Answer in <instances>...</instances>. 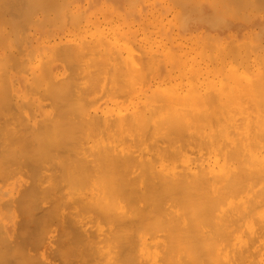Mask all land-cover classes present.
I'll use <instances>...</instances> for the list:
<instances>
[{
    "label": "bare ground",
    "instance_id": "1",
    "mask_svg": "<svg viewBox=\"0 0 264 264\" xmlns=\"http://www.w3.org/2000/svg\"><path fill=\"white\" fill-rule=\"evenodd\" d=\"M238 1H240V0H238ZM243 1H244V5H243L244 8H246V6L250 5V4L247 5L248 3L246 4L247 0H246V2H245V0H243ZM260 1L261 0H258V2H260ZM72 2H73V0H0V46H1V48H2V46H4V48H6V47L9 48L10 43H12V42H10V40L13 41V42H16L15 45H17V42H19L20 45L21 44L22 45H35V46H38V47H40V46L46 47L47 44H48V46L54 45V42L56 40H60V38L57 39V37H58L57 36L58 35L57 30L59 29V26L61 25L58 22V20H57L58 19L57 13L60 10H62V8H65L67 6L68 7L71 6ZM233 2H234V0H233ZM240 2L239 3L235 2V3L239 4V5L236 4V7H237V5L240 7V4H241ZM249 2L251 4L254 2V4H252L253 7L254 8L257 7L256 6L257 5V3H256L257 1L256 2L255 1L252 2V0H251ZM262 2H264V1L260 2L261 5H264V3H262ZM260 3L258 4L257 8H259ZM148 4L150 5V3H148ZM245 4H246V6H245ZM261 8L264 9V7H261ZM261 8H259V9H261ZM151 9H153V8H151ZM259 9H256V10H259ZM242 12H245V11L242 10ZM106 13H108V12H106ZM245 13H242L243 16H244ZM100 16H101V14H100ZM110 16L113 17L114 15L110 14ZM104 17H106V16L104 15L103 18ZM107 17H109V16H107ZM66 18H67V16H66ZM149 19H150V17H149ZM155 19H157V18H155ZM76 20H78V19H76ZM103 21H105V20H103ZM152 21H153V18H152ZM73 22H71V23L73 24ZM95 22H97V21H95ZM99 22H101V21H99ZM139 22H141V21L139 20ZM170 22H171V20H170ZM91 24H89V25H91ZM94 24H95L94 26H97L96 23H94ZM118 24L116 23L115 26L118 25ZM148 24L150 25V23H148ZM120 25H121V23H120ZM135 25H134V27H135ZM103 26H106V24L103 25ZM124 26H121V28L124 27ZM151 26H153V25H151ZM50 27H54V29L48 30V28H50ZM107 28H109V26H106V29ZM136 28H137V25H136ZM151 28L152 27H150V29ZM156 28H157V26H156ZM166 28H168V26H165V29ZM232 28L233 27H229L228 30L232 31ZM86 29L89 30L88 27H86ZM110 29L111 28H109L108 33H109ZM117 29H118V27H117ZM125 29H126V26H125ZM161 29H163V28H161ZM170 29H171V26H170ZM92 30H94V29H92ZM136 30H138V29H136ZM78 31H76V32H78ZM90 31H91V29H90ZM118 31H120V30H117V33H118ZM172 31H174V30H172ZM83 32H84V30H83ZM111 32H112V29H111ZM139 32H142V31H139ZM79 33L82 34V32H79ZM87 33L88 32H86V34ZM76 34L78 35V33H76ZM76 34L74 35L75 38H76ZM83 34H85V33H83ZM110 34L111 33H109V36H110ZM159 34H161V33H159ZM112 35L110 37H112L113 39L116 38V36H115L116 34L113 35L115 37H113ZM154 35H156V34H154ZM61 36L59 35V37H61ZM136 36H138V35H136ZM249 36H251V33H250ZM94 37H95V34H94ZM96 37H97V35H96ZM141 37H143V36H141ZM151 37H152V35H151ZM154 37L155 36H153V38ZM69 38L71 39L70 36L67 39H69ZM72 39H73V37H72ZM97 39H99L98 41H96L98 43L97 45H98V47H100L99 44L102 41H100V38H98V37H97ZM97 39H95V40H97ZM104 39H105V37H104ZM104 39H102V40L104 41ZM122 39H123V37H122ZM112 40H110V41H112ZM76 41H77V39H76ZM81 41H82V43H80V44H82V45H84V43H87V41L89 42V44H90V42H92V43L94 42L93 40H91V41H89V40H87V41L81 40ZM99 41H100V43H99ZM114 41H115V39L113 40V42ZM126 41H127V39H126ZM150 41H151V39H150ZM69 42H70V40H69ZM121 42H123L126 45L127 49H128V45L130 44V41H129V44H126L127 42H124L123 40H121ZM146 42H147V40H146ZM146 42H145V44H146ZM169 42H170V40L167 43L169 44ZM19 43H18L17 46L12 45V44H11V46L18 48V47H20ZM65 43H66V41H65ZM115 43H116V41H115ZM117 43L118 44H122V43H120V41L117 42ZM185 43H187V42H185ZM262 44H264V43H262ZM68 45L70 47V44H67L66 46H68ZM77 45H79V44H76L75 47ZM87 45H88V43H87ZM87 45L85 46L86 48H87ZM102 45H103V43H102ZM165 45H167V44H165ZM189 45H190V43H189ZM221 45H222V43H221ZM236 45H238V44H236ZM58 46H60V44ZM139 46H141V45H139ZM56 47H57V45L56 46H52V49L55 48L54 51H56L57 53H60L59 50H62L63 48L64 49L66 48L65 46L62 47L61 49L58 47L59 50H57ZM85 47L81 48V50L83 49V53H84V48ZM95 47L97 48V46H95ZM131 47L134 48L136 46H131ZM96 48H95V50H97ZM101 48H102V46H101ZM101 48H99V49L101 50ZM105 48H106V46H105ZM115 48H117V47H115ZM35 49H36V47H35ZM78 49H80V47L77 48V52L80 53L81 51H78ZM188 49H189V47H188ZM18 50H19V48H18ZM33 50H34V47H33ZM106 50H107V53L110 50L109 43H108V49H106ZM128 50H130V48ZM134 50L133 51L130 50V52L134 53V52H136L138 50V48H137V50H136V48H134ZM155 50H156V48H155ZM167 50H168V48H167ZM233 50L231 51V49H230L229 50L230 54L229 53L228 54L231 55V52L233 53V56H230V57L234 61V58L235 57L236 58L239 57V55L236 56V52H237L236 50H238V49H235V51H233ZM3 51H5V49ZM6 51H8V49H6ZM21 51H23V50H20V52ZM47 51L50 52L49 49ZM140 51H142L144 53L143 50H140ZM178 51H180V49ZM110 52H111V50H110ZM221 52L223 54V51H221ZM242 52L243 51H241V54H242ZM122 53H123V51H122ZM141 53L137 52L136 54H140L141 55ZM187 53L189 54V52H187ZM7 54H8L9 60H11L10 57L12 56V54H11V56H9L10 52L5 54V57L3 58V60H7L6 59V55ZM60 54L62 56L63 53H60ZM128 54H131V53H128ZM144 54H146V53H144ZM224 54H226V52ZM39 55H41V54L39 53ZM54 55H55V53H54ZM65 55H67V54H65ZM88 55L89 54L87 53V56ZM94 55L95 54L92 53L93 61H90V60H92L91 58L88 60L86 58L87 56L83 55L84 58H86L88 61H90V65H89V63L88 64H84V63H86L85 62L86 60L83 61L84 59L82 61H80V62H84L82 64L80 63V65L84 64V65H86V67H88L87 65H89L90 66V68H89L90 70L91 69H95L94 66L91 67V62L94 63V57L99 55V54L97 53L95 56ZM116 55L113 56V58L115 57L114 60L116 58L118 60V57ZM126 55H127V52H126L125 56ZM140 55H138V56H140ZM171 55L173 56V54H171ZM72 56H76V55H72ZM79 56H76L77 59H78ZM83 56H81V57H83ZM89 56H88V58H89ZM132 56L134 57L135 53L133 55H131V56L128 55V57H127V59H129L128 61H130V59H132L131 58ZM151 56L153 57V55H149L150 61H151V59H153L155 61L156 58L154 59ZM156 56H158V55H156ZM165 56L163 55V57H165ZM197 56H198V54H197ZM240 56H242V55H240ZM246 56L247 55H246V51H245V60H246ZM43 57H45V56H43ZM111 57H112V55H111ZM135 57H134V59H136ZM147 57H148V55H147ZM181 57H183V55ZM223 57H225V56H223ZM226 57L229 58V56H227V54H226ZM242 57H239L240 58V59L238 58L239 61L235 60L234 63H236V62L241 63ZM56 58H57V56H55V58L53 57V59H55V60H56ZM58 58H57V60H59ZM98 58H100V57H98ZM113 58H111V59H113ZM140 58H141V56H140ZM107 59H109V58H107ZM125 59L126 58H124V60ZM261 59H262V56H261ZM261 59H259L260 63L262 62ZM0 60H2V59L0 58ZM16 60H18V59H16ZM46 60L45 61L43 60V62H41L36 67V69L38 68L37 71L39 73L37 79L38 80L41 79L42 80L41 85L45 86L42 94L46 97V100L48 102L46 101L47 103L43 105L44 102L40 103V102H42L40 97H38L40 99V101L38 100V98H36L39 102H37V100H35V99H34L35 102L32 101V100H29V102H32L31 104L29 103L30 106L33 105L30 110L28 108L30 106L27 107L28 109L26 108L25 105H22V106H24L29 112L32 110V112L28 113V114H24L23 117L20 116L21 118L20 117H15L17 115L18 116L22 115V114H20L21 112H19V113L15 112V111H18V109L21 107V105H20L21 99H20V102L15 104L17 106L13 105L14 102L11 101L12 98H13V95H14L13 94V95H10V97L12 96V98L10 99V103L13 102L11 105H13V107L15 106V108L16 109L18 108V109L16 110L14 108L15 109V111H14L12 106H10V109L6 108L8 110L6 112L7 113L9 111L12 112L11 116H9L10 114L8 116H6L7 114L5 113V110H3L5 114H0V183H1V181L3 183V182H6L7 180H9L10 178L12 179L13 175H11L12 177L11 176L9 177V175L11 173H13L14 175L17 174V173H23L24 174L23 177L26 175V179H23V180L21 179V180L17 181L19 187L24 186L23 190H22V191H24V193H22V195H17V196H20V197L23 196L22 198L19 197L20 198L19 200H21L19 202H21L22 205H21V203L18 202L19 205L22 206L23 211H22V209H17L16 210L19 213L21 211L24 212L25 215L29 212L28 209H29V207L32 206V204L36 205V203L38 202L36 200L39 199L40 202H41V199L47 196L46 200H45V201H47V200H49L48 198L51 195L53 196V198H56V195L54 196L52 193H51V195L47 194V193L50 192V189L53 188V191L55 189L56 190L57 189H62L63 185L65 186V188L66 187L70 188L72 193L70 191H68L70 193V195H69V193L66 191L68 193L67 197H66V194H65V196L64 195L63 196L66 197L67 201L71 202V204L75 203V205L73 207L71 206V211H69V212L67 211L66 212V211H64V209L61 210V207H60V209H59V207H55L56 204H57L56 206H59L61 204L60 200L63 199V198L59 197V195H60L59 193L62 192V190H63L62 189L60 191H57L58 192L57 196L59 197V198L58 197L57 198L59 199L58 200L59 203H57V201L55 200V205L52 208L47 209V212L43 211L45 213L44 214L42 212L44 215L41 213L45 217V218H43V216L41 215V218H43L44 220L48 219V218L49 219L50 218L51 219L54 218L55 221H56V219H60L61 224H65L66 227H67V228L64 227V230H61V232H62L61 238H63V239L65 238V240H62L61 238H60L61 240H58V239L56 240V243H57V241H59L57 243V246H56V249L59 247L58 248L59 253H58V251H56L54 249L58 253V254L57 253L56 254L60 258L59 261H61V262L59 264H73V262L75 261V259L73 257H78L76 259H78V261H81V262H79L80 264H83V263L88 262V261L85 260L84 262H82L83 260L82 259L79 260V258H83L84 259V258H87V257H89V259L92 258L94 261L97 260L95 264H183V263L184 264H244V263L246 264L248 262V259H250V258L252 259V260L250 259V261L252 262L253 258L256 255L264 256V241H262V240H264V239H262V238H264V120H259L260 119L259 117L264 118V112H262L261 115H259L260 114L259 113L258 116H256L257 115L256 114L257 113L256 104L259 106L260 102L259 101H257L258 103L256 102L257 97L255 98L256 95H255V93H253L254 91L256 92V88L255 87L252 86L253 88H255V90L253 92H251L249 90V93L251 92L252 94H254L253 98H251L250 94L247 93L250 96V99H253V100H251V102L254 101L256 103L255 104L256 108L250 102H249L250 103L249 106L247 105V107H249V108H250V105L253 106L254 109L252 111H256L255 112L256 115L255 114H253V115H255L256 119H258V120H254L253 118H255V117L253 116L252 119L254 121L253 120L251 121L249 119L235 120V118L238 119L239 117L238 118L235 117L232 120V118L230 116L232 121L229 120L230 122H225L226 120L224 118V120H225L224 122L225 123H223V122L220 123V122L217 121L218 119H220V117H217L218 115L216 114L217 116H214V121L216 120L218 123L217 122H215V123L209 122V120L205 117L207 115L203 114L202 110L200 111V108L202 107V105L205 102L209 103V100L205 101L203 99V97L205 95L207 96V94L203 93L204 96L203 97L201 96L202 95L201 92L206 90L207 88L204 89V90H203V88H201L202 91L201 92L199 91V94H200L199 98L202 97L200 99V100H202L201 102L205 101L201 105V107L199 105H196V103H194L198 107V109L201 112V114H203V116L201 115V118L205 117V119H203V118L202 119L204 121H207V122H202L203 120L200 121L201 118H200V112L198 111V109H195L194 106H191V107L187 106V101H188L186 99L187 97L184 98L186 100L185 101L186 103L184 102L185 103L184 104L182 102L183 104H181V106L179 105L181 102L178 101V100L177 101L175 100L174 101L175 103H173V101L170 100L171 103H173L175 105H167L168 103L166 105H164V103H163L162 105H158L157 104V106L153 104V106H150V107H144V106L142 107V105H141L140 108L136 107L139 104L137 102L138 103L137 105H133L135 107L129 108L130 106H132V105L129 104V107L127 106V109L126 108L118 109V108L112 107L113 106L112 105L111 108H113V109L110 110V108H109V110L112 111V113L114 111V108H115V110L118 109L119 112L121 111V113H119L118 110H117V112L119 114L116 115L113 119H110L111 117L110 118L108 117V118H106L107 120L105 119V117L110 116V114L107 115V116H106V114L105 115L103 114V116H105V117H103L105 120L103 119V120L98 121L100 119V117L98 118L97 114H96L97 115V117H96L93 114V112H92V114H91L92 116L91 117H93V118L96 117V119L98 118V120L95 121V120H93V118H91V121H94V122H92L90 124V125H92L90 127L95 128V129H97V128L98 129H103L104 131H105V129L107 131V129L109 130V129L112 128V130H113V128H115L118 132L122 133V136H123V139H124V140L123 139L122 140L124 142H126L125 139H127V142L129 141V143H131V145L133 143H135V145L133 144L131 146L130 144L128 145V143L126 142L124 144V146H123V145H121V144L124 143L122 141V143L119 144L120 145L119 148L116 149L115 153L113 152L114 151L113 147L111 148V152H113L114 155L113 154L110 155L111 152L109 151L110 149L107 146V142H108V137L109 136L108 137L104 136V138H107L106 140L103 138L105 140V141L103 140L105 142L104 144L107 146L106 148L104 147V149H106L105 151L108 154H106L105 151H103L104 149H102L103 152L101 151V153H100V151H96L97 149L96 150L94 149L97 152L96 153L97 155L95 153H93V154H95V156H94L91 153V151L88 152L86 149L84 150V148H82L85 152L87 151V153H85V154H87V155L89 154V157H91V154L93 156H92L91 159L89 158L90 160L88 162L85 161V163H84L85 165H82V166H81V164H83L82 163L83 160H79V162L81 161L80 164H79L80 170H79V168H76L78 170H75V171H78V172H75V171H73V169L75 168L74 165L76 163V160L74 159L75 158L74 155H79L78 154L80 152L79 150H81L80 145L84 147L85 143H84V145H83V143L80 144V145H76L77 142L75 143V141H74L75 145H73V147L76 146V147H74V149L75 148L76 149L75 150L73 149V150L76 152L77 151V147H78V151L79 152L77 154H74V152H73V154H74L73 157L71 156L70 159H69V161H70L73 158L72 162H74V160H75L74 165H73L74 167L72 168V172L70 171L71 173L69 171H67V170H71V167L69 165L72 162L70 161L71 163L68 164L67 166L65 164V166H66V167L64 166L65 168L69 167V169L66 170L69 173H66V172H63V170L59 171L62 168H60L58 170L59 167H63L62 165H64L63 164L64 162L60 161L61 164L56 162L57 161L56 157L58 155L57 152H60L62 150V148L65 147V146H63V144L66 145L65 144L66 142H64V138L62 139L63 140L62 141L61 137H65L63 135L66 132H68V130L70 131V129H71V128L68 129L69 126L71 127V125L70 124L67 125V123L71 122L70 121L71 117L66 116L65 114L69 115V113L71 114L74 111H75V113H81L82 116L77 114L80 117V120H79V118L77 116L75 118H78V119H75L71 123L74 122V125L72 124L73 128L75 127L76 123L77 124H81L82 123L81 126L84 127L85 125H84L83 121H85L86 118L84 120H82L84 115H85V113H82V112L84 111V112L88 113V111H86V109L85 110L78 109L80 111L77 112L78 110H74L75 106H74V109L71 108L73 106V103H72V106H71V104H70L71 102H70L69 104H70L71 107L69 106V108H70L71 112L68 109V106L66 107L67 109L66 108L64 109V107L66 105H64V106L61 105V106H63L62 110H60L58 112V109H59L58 107L60 106L59 103L57 104V101L59 99L58 96H63V95H60L61 93L59 94V92L62 90V89H60V80H58V76L56 75L57 73L55 74L53 72V70L55 68L53 62H51V60H47V61ZM117 60H115V61H117ZM124 60L122 58V61H123L122 63L123 64L126 63V62L124 63ZM174 60H173V62H174ZM24 61H25V59H24ZM24 61H23V63H24ZM34 61H35V59H34ZM119 61L121 62V60H118V62H117V66L118 67L120 66V65H118ZM192 61H193V59H192ZM227 61L228 60L226 59V62ZM246 61L245 62L243 61V63L245 64ZM59 62H61V60H59ZM107 62L110 63L111 60L110 61L107 60ZM147 62H149V61H147ZM167 62H169V61H167ZM255 62H256V59H255ZM5 63L7 64V62L3 61L2 64L0 63V66L4 65ZM14 63L18 64V61H14ZM100 63H102V62L100 61ZM115 63H114V65H115ZM122 63H121V65H122ZM152 63H155V62L152 61ZM152 63H150V62L148 63L150 67L148 66L149 68L148 67L147 68L149 70L145 69L146 70V74H147L146 77L148 76V72L147 71H150V68L152 69V67H151V66H153ZM187 63H189V62H187ZM26 64H27V62H26ZM62 64L65 66L64 61H62ZM69 64H72V63H69ZM145 64H146V61H145ZM109 65H111V67L114 66L113 63L112 64L110 63ZM142 65L144 66V64H142ZM194 65H197V64H194ZM231 65L232 64H229L230 67H231ZM258 65H259V62H258ZM260 65H262V64H260ZM10 66H12V63H11ZM17 66L15 65L13 67L15 68ZM23 66H25V65H23ZM66 66H67V64H66ZM66 66H65V68H66ZM78 66H79V64H78ZM106 66L104 65L103 69ZM117 66L115 65L114 69ZM122 66H124V65H122ZM125 66H127V64ZM129 66L130 65L128 63V66L126 68L128 69ZM146 66H147V64H146ZM173 66H175V65H173ZM223 66H224V64H223ZM242 66H240V67L242 68ZM259 66H258V68L256 66H254V68L259 69ZM3 67H4V69L7 68V67H5V65ZM13 67H11V68L14 69ZM68 67L70 68V66H68ZM73 67H75V66H73ZM80 67H82V66H80ZM86 67H84L85 70L87 69ZM141 67L142 66H139L137 68H140V70H141ZM189 67H191V66H189ZM225 67H226V65H225ZM238 67H239V65H238ZM261 67H264V66H261ZM261 67H260V69H261ZM82 68H80V69H82ZM98 68H100V67H98ZM107 68H110V67H106V69ZM129 68H131V66ZM135 68H136V66H135ZM207 68H208V66H207ZM221 68L217 69V71L220 70V71H218V73H219L218 75L219 76H220V73H221V70H222ZM232 68H234V69L230 70L231 68H229V71H231V72L233 71L235 73V71H237V69H235V67H233V65H232ZM244 68H246L245 71L247 73H249L248 72V67L246 66V64H245ZM252 68H250V71L252 72L250 74H253V70L254 69H252ZM19 69H22V68H19ZM23 69H24V67H23ZM63 69L64 68H62L61 70H63ZM76 69H77V67H76ZM83 69H82V71H85ZM116 69H115V71H112L110 69L108 71V69L107 70L104 69V73L106 72L105 73L106 75H107V71L109 73L113 72L112 74H114V75L116 73H119V75L118 74H116V75L118 77H120V72L123 71L124 69L123 70H118L117 69L119 72H117ZM120 69H121V67H120ZM132 69H133V67L131 68V70ZM164 69H165V67H164ZM196 69H197V67H196ZM66 70L68 71V68H66ZM77 70H75V71H77ZM145 70L142 69V71H145ZM20 71L21 70H19V72ZM100 71H101V69H100ZM125 71H127V70L125 69ZM142 71H140V72H142ZM173 71L175 72L174 69H173ZM241 71H244V70H240L238 72L240 73ZM0 72L4 73L3 70L0 71ZM17 72L18 71H16V73ZM64 72H66V71H64ZM78 72H79L78 76H80L81 78H84V77H82V72H81V75H80V71L79 70H78ZM102 72H103V70H102ZM131 72H133V70ZM191 72H193V71H191ZM238 72H236L235 74L233 73L234 78L237 76ZM84 73H83V76H84ZM95 73L97 74V71H95L93 74L90 73L89 75L92 77L93 75H95ZM109 73H108L109 76H106V75L105 76L109 77V78H110V76H112L111 78L114 79L113 75H111ZM126 73H128V71ZM134 73L137 74L138 73L137 70ZM211 73H213V72H210V75H211ZM242 73H240L239 75H242ZM254 73L256 75V73H257L256 70H255ZM259 73H257V74H259ZM85 74L88 75L87 72ZM125 74L123 76L126 77ZM128 74H127L126 78L124 77L126 79L125 86L128 83L127 87L129 86L130 83H132V82L134 83V81H133L134 78L130 77V74L129 75ZM140 74L141 73H138L139 77L140 76H142L141 78L144 77L143 79H141V80L144 81V79H146V77L144 76L145 74L144 75L143 74L140 75ZM227 74L228 73H226V75ZM229 74H228V76H231V73H229ZM250 74H249V76H250ZM0 75H2V74H0ZM70 75H68V76H70ZM98 75H100V73ZM102 75H103V73H102ZM116 75H115L116 79H114L115 84L113 83V81H112V84H114V86L116 85L115 87L118 89L119 86L117 87L116 83L119 81L120 78L118 79V77ZM180 75H181V73H180ZM226 75L224 73V76H222V75L221 76L223 77L224 82L227 79V81H226L227 83L225 82L226 86H230L228 88L224 87L225 90H227V91L229 90V88H230V90L232 88H234L235 87L234 85H237L238 90L240 91V90H242L241 88H244L248 84V83L246 84V82H245L246 85H244V83H243L244 87L243 86L241 87L238 84L239 81H237V84H234L235 82L233 83V81H235V79H238L237 77L234 80L230 81L233 78L228 79L229 77L227 76L228 77L227 78ZM233 75H232V77H233ZM243 75H245V73ZM3 76H5V74L0 76V77H3ZM90 76H87V77L90 78ZM95 76H93V78H95ZM105 76H104V78H105ZM157 76H158V74H157ZM245 76H244V78L246 80L248 79V81H249V78H246V77H249V76L248 75L246 77ZM259 76H261V75H259ZM262 76H264V74H262ZM29 77H27V78L30 80ZM63 77H64V75H63ZM71 77H73V76H71ZM85 77H86V75H85ZM149 77H151V75ZM222 77H220L221 79L219 78V79H216V80L217 81L223 80ZM65 78H66V80L69 81V79H67V75H65L64 79ZM97 78H98V76H97ZM97 78H96V80H97ZM99 78H100V76H99ZM127 78L128 79L131 78V80L133 78V80L131 81V80H128ZM136 78H138V77H136ZM180 78H181V76H180ZM193 78L194 77H192V79ZM241 78H243V77H241ZM241 78H239V79H241ZM64 79H63V81L61 80L63 83H65ZM76 79H77V77H76ZM91 79H89V80H91ZM122 79L123 78L121 76V80ZM147 79H149V78H147ZM147 79H146V82L150 81V80H147ZM177 79L180 82L179 77ZM192 79H190V77H189V81H188V79H185V80L183 79V81H185V82L188 81V85L189 86L191 85V87H189V88H191V89H192V86L194 84L192 85L193 82L191 84L189 82H191ZM82 80L83 79H81V81ZM106 80H107V78L104 81H106ZM123 80H122V82H124ZM141 80L138 82V79H137L136 83L139 84L141 82ZM198 80H200V79H198ZM242 80H244V79H242ZM262 80H264V78H262ZM72 81L74 82L76 80H72ZM79 81L80 80H78L77 84L75 82L74 83L76 85H78ZM86 81L89 82L88 80H86ZM86 81L83 80V82H85V83H86ZM97 81H98V83L97 82L96 83L99 84V82L102 81V78H101L100 81L99 80H97ZM129 81H131V82L129 83ZM173 81H174V78H173ZM194 81L196 82V80H194ZM228 81H230V84L233 83L234 85L233 84L232 85L228 84ZM0 82H1V80H0ZM4 82H6V81H4ZM11 82H12V80H11ZM83 82H80V84L81 83L83 84ZM109 82H111V81L109 80ZM144 82H143V85L145 84ZM203 82H205V81H203ZM220 82L221 81H219V83ZM27 83L26 84L23 83V84L27 85ZM92 83L90 84V82H89L90 85H92ZM101 83L105 84V82H101ZM159 83H161V82H159ZM219 83H218V87H219ZM221 83H223V82H221ZM221 83H220V86H221ZM250 83H251L250 85H252V81H250ZM256 83H259V82H256ZM69 84H71L70 81H69ZM89 84L85 85L84 86L85 88L84 87H82V88L87 89L86 87H89L88 86ZM132 84H130V85H132ZM182 84H184V83H182ZM261 84H264V83H261ZM261 84H256L255 86L259 87V85L261 86ZM165 85H167V83H165ZM184 85H186V84H184ZM200 85L202 86V84H200ZM7 86H8V84H7ZM16 86H17V84H16ZM94 86H96L95 83H94ZM100 86L101 85L99 84L98 85V90L99 91H100V89H99ZM106 86H108V84ZM106 86L105 87L103 86V87L107 89ZM112 86L113 85H111V87H109V88H112ZM114 86H113V88H114ZM161 86H162V84H161ZM223 86H225V85H223ZM223 86H221V87L223 88ZM5 87H6V85H5ZM127 87H124V89L126 88V90H127ZM150 87H152V86H150ZM172 87L174 88V90L177 88L175 86V84H173V83H172ZM206 87H207V84H206ZM221 87L218 88V90L220 89L219 91H221ZM246 87H249V86H246ZM27 88L28 87L26 86L25 90ZM31 88L30 89L33 90V87H31ZM63 88L65 89L64 86H63ZM72 88L74 89L73 86H72ZM130 88H131V90L133 89L134 91L137 90V88L135 89L133 86L130 87ZM149 88H148V91L150 90ZM164 88H166V87H164ZM164 88H162V90ZM185 88L187 89V85H186ZM6 89H4V91H2L3 89H1L0 91H2V92L7 91V93H9V90H6ZM30 89H28V91ZM77 89H79V86H78ZM77 89L75 88V91ZM95 89H97V88H95ZM117 89H114V90H110L109 89V90L114 92ZM122 89L123 88L121 87L120 90L123 91ZM140 89L139 90L142 93V88H140ZM157 89H158V87H157ZM166 89L169 92L170 89L168 90V87ZM178 89H180V88H178ZM72 90H70V91H72ZM80 90H81V87H80ZM120 90L118 89V91H120ZM154 90H155V88H154ZM180 90H178V91H180ZM183 90H185V89H183ZM197 90H200V89L197 88ZM230 90L227 92V94L231 93L228 96L226 95L227 99L225 98V94L226 93H225L224 90H222V92L224 91V93H223L224 95L220 92L219 97L221 95H223L224 96L223 99L225 98L226 100H228L229 105H237V103H238L237 101L238 100H239L240 103L242 101L241 104L245 103V102L243 103V100L247 98L246 96H244V95L241 96L240 95L241 97H244V99L242 98L243 100H240L238 95L237 96H238L239 99L237 98V96L233 97V96H235L234 93L236 92L237 89L234 90L235 92H232V90L230 92ZM262 90H264V88H261V91ZM63 91H65V90H63ZM78 91L79 90H77L76 92L78 93ZM88 91H90V90H88ZM95 91L96 90H94V91L91 90L90 92H95ZM110 91H107V90L104 89V91L101 90V93H103V95H104V92H106L105 93V97H107V95L110 96V93H109ZM118 91L116 93V96L113 95L114 97H117ZM134 91L130 92V90H128V91H126L124 93V96L126 94L127 97L129 96L130 99L131 98L133 99L134 96H131V95L134 94ZM181 91H180V94H182ZM188 91H190V90H188ZM188 91H187V93H188ZM194 91H196V90L194 89ZM212 91L210 90V92H212ZM244 91L247 92V90H244ZM261 91H259V92L257 91V94H261V95H259L260 98H261V96L264 97V95H262V93H264V92L260 93ZM35 92H36V90H35ZM67 92H68V90H67ZM163 92H164V90H163ZM196 92H198V91H196ZM207 92H208V89H207ZM207 92L205 91V93H207ZM215 92H216V90H215ZM246 92L244 94H246ZM33 93H34V91H33ZM69 93H68V95H69ZM75 93H72V95H74ZM80 93L82 94V96H79V97H81V98L84 97L85 94L83 92H80ZM87 93H89V92H87ZM95 93H97V91ZM112 93H111V95H112ZM127 93H130L131 95L127 94ZM162 93H160V94H162ZM169 93L172 94V91L170 90ZM189 93H191V92H189ZM1 94H3V96H4V93H1ZM1 94H0V96H1ZM6 94H5V96L8 95V94L7 95ZM42 94L40 95V92H39V95H37V96H41V97H43L45 99V97L42 96ZM65 94H66V92H65ZM99 94H100V92H99ZM113 94H115V92ZM122 94H121V96H119V98L123 97ZM180 94H179V96H180ZM236 94H238V93L236 92ZM103 95H102V97H103ZM119 95H120V92H119ZM136 95H139V94L136 93ZM177 95L175 94V96H177ZM184 95H182V96L184 97ZM209 95L212 96V93L208 94V97H209ZM214 95L215 94H213L212 97H215ZM22 96H24V94H22ZM85 96H86L85 97L86 99H89V98H87V95H85ZM162 96L163 97H161V99L162 98L166 99V95L164 96V93H163ZM192 96H190V97H192ZM206 96H205V98L207 99L208 97H206ZM229 96H231L233 98L232 99L230 97L232 103L234 102L233 104H230L231 101L228 98ZM249 96H248V98H249ZM94 97H96V96H94ZM114 97H112V98H114ZM142 97H143V95H142ZM148 97H147L148 101H149V99L152 100V98H153V100L157 99V98H154L155 96L154 97L152 96V98H150V96H148ZM167 97H168V101H169V97L170 96L167 95ZM216 97L219 99L218 96H216ZM43 98H42V100L44 101ZM72 98H73V96L71 97V99ZM77 98L78 97H74L73 98L75 100V102L77 101ZM109 98H111V97H109ZM123 98L121 100H124V102H125L126 101L125 97H123ZM137 98H135V99H137ZM234 98H236V100L237 99L238 100L236 101ZM0 99H1V97H0ZM14 99L15 98H13V100ZM78 99H80V98H78ZM92 99L96 100V98H92ZM97 99H99V96H98ZM102 99L104 100L105 98H102ZM135 99L133 100L134 102L136 101ZM161 99L159 98L160 101H164V100H161ZM171 99L174 100L175 98H172V95H171ZM190 99L193 100V99H195V97L190 98ZM190 99H189V101H190ZM197 99H198V97H197ZM208 99H211V98H208ZM218 99L216 101H218ZM223 99H221V102H223ZM1 100H4V98L1 99ZM8 100H9V97H8ZM74 100H73V102H74ZM90 100H91V98L89 99V101ZM95 100H91V101H93V104L91 102L89 103L88 100H87L88 104H86V105L92 104L91 106L89 105V107L94 106ZM159 100H156V101L158 102ZM179 100H181L180 97H179ZM212 100H213V98L210 101L212 102ZM64 101H65V99H64ZM109 101H111V100H109ZM195 101H196V99H195ZM214 101H215V99H214ZM65 102H67V101H65ZM75 102H74V104H75ZM157 102H154V103H157ZM166 102H167V99H166ZM211 102L209 104L208 103H205V104L210 105ZM218 102L220 104L214 102V103H216L217 106H214V104H213L212 107H214V108L215 107H219L220 108V106H221V107H223V109L226 107V106L224 107V105H225L224 103H223L224 104L223 105L220 101H218ZM261 102H264V101H262V99H261ZM78 103H76V106L78 105ZM85 103H86V101L84 99V103L83 104L85 105ZM148 103H150V102H148ZM21 104H22V102H21ZM24 104H25V102H24ZM27 104H28V102H27ZM112 104H113V102H112ZM150 104L152 105V103H150ZM176 104H178V106H176ZM79 105H81V103H79ZM84 105H81L80 107H83ZM95 105H96V102H95ZM183 105H185V106H183ZM191 105H193V104H191ZM226 105H228V103ZM238 105H239V103H238ZM5 106H7V105H5ZM242 106H239L241 108L240 112L244 111ZM244 106H246V105H244ZM46 107H49V109L46 110L45 109ZM85 107L86 106H84V108ZM212 107H209L208 109H210V108L213 109ZM228 107L229 106H227V108H225V110H222L224 114H225L226 110L228 112L230 110V108H236L234 106L233 107L230 106L229 108ZM239 107H237V109ZM262 107H264V105H261V109H262ZM76 108H78V106ZM87 108H88V106H87ZM95 108H97V107H95ZM103 108H104V106H103ZM258 108H260V107H258ZM60 109H61V107H60ZM72 109L74 110L73 112H72ZM237 109H232L231 111L236 110L235 112H237ZM251 109H252V107H251ZM251 109H249V112L251 111ZM64 110H66L67 112L64 111ZM214 110H212V112ZM218 110H220V109H218ZM262 110H264V109H262ZM3 111L0 112V113H3ZM19 111H20V109H19ZM98 111H100V110L98 109ZM231 111H229V113L232 114L233 112H231ZM258 111H259V109H258ZM240 112L238 111V113H240ZM247 112H248V110H247ZM247 112L245 111L246 115H248ZM14 113H16L15 116L13 115ZM24 113H25V111H24ZM59 113H60L61 116H59ZM62 113H64V114H62ZM219 113H220V111H219ZM250 113L252 114L253 112H250ZM88 114H90V113H88ZM206 114H208V113H206ZM63 115H64L63 118L66 119L67 117H69L67 119L68 120L70 119V120L68 121L66 119L65 125H67L68 128L66 126L64 127L65 129L67 128V130L62 135L61 134V131H62L61 129L64 126V123H63L64 121L60 117H62ZM213 115H214L213 113L210 114V116H212V119H213ZM220 115L222 117V113H220ZM240 115H242V117H243L244 114L241 113L238 116H240ZM1 116H2V118H1ZM12 116H13V119H12ZM72 116H76V115L73 114ZM210 116L208 115L209 119H210ZM233 116H235V114ZM250 116L252 117V115H250ZM4 117H6V119H3ZM85 117H86V115H85ZM112 117H113V114H112ZM59 118L62 121H60ZM87 118L89 119L90 116H88ZM230 118H228V119H230ZM244 118H250V117L245 116ZM11 119L14 120V121H12V123H10ZM197 119H198V121H196ZM222 119H223V117H222ZM222 119H220V121H223ZM91 121H88V122L90 123ZM61 122L63 123V125H62ZM9 123H10V125H12L11 127L9 126ZM77 124H76L75 130L74 129H73L74 131L72 130L73 132H77L76 135H74V138L77 136L78 130L82 129L81 126L77 125ZM8 126H9V128H8ZM79 127H80V129H79ZM77 128H78V130L76 131ZM84 129H86V128H83L81 135L86 133L85 131L87 129L86 130H84ZM103 130H102V132H103ZM63 131H62V133H63ZM83 131H84V133H83ZM96 131L92 129V131L90 133V129H88V133H86V135L90 136L93 133L94 134V135L92 134L93 137L94 136L96 137V134H98V131H97L96 134L94 133ZM113 131H112V133H113ZM79 132H81V131H79ZM102 132H101V134H98V135L101 136ZM107 132H109V131H107ZM136 132L139 133V135H140L139 137H136V136H138V134H135ZM120 133H118L119 135L117 134L119 137H120ZM70 134L72 135L73 133L68 132L67 133V135H69L68 138H70ZM113 134H115V135H113ZM113 134L112 135H113L114 138L113 137L112 138L115 140L116 139V132L113 133ZM154 134H158L157 135L158 137H155ZM81 135H80V137H81ZM92 135L90 137H92ZM98 135H97V138H100V137H98ZM103 135H107V134L104 133ZM109 135H111V132H109ZM184 135L188 137V139H189L188 141H190V139H191L190 137L191 136H197V139H198L197 141L198 142L203 141L204 144L205 143L207 144V146H205L203 144V142H202V144L205 146L204 148L200 147L201 143L200 144L198 143L199 145L195 143L196 145H198L197 146L198 148L193 147L194 145L193 146L191 145V147H193V148L188 147L190 145H189V142L186 139L187 137L185 139L183 138ZM152 136H153V138L155 137L153 139L154 141H156L155 140L156 138L158 139V141H159V138H160V141L163 140V139H166L167 140L166 145H163V144H165L163 142L165 140L161 141L163 144L161 142H160L161 144H158V141H156L157 143H155V144H157V145H155V144L151 145V142H150V144H149L150 145V150H149L148 145L146 143H147V141L149 142V140H150V139L148 140V138H151ZM170 136L171 137L173 136L172 138H174V140H175V142H173V143H176V144L178 143L176 146H173V143H171L172 142V138H171V141L169 140L170 144H167L168 143V137H170ZM174 136H176V137L179 136L180 137V138H177V139L183 138V140H185L184 143L188 142V144H187L188 146L187 145H186V147L183 146V144H182L183 141L182 142L181 141L176 142L177 139ZM77 137H79V136H77ZM82 137H85V136H82ZM90 137H88L87 139L85 137L86 141H85V139L84 140L82 138L81 139L87 143V140ZM93 137L90 138V139L94 141V139H96V138H93ZM112 138H110V139H112ZM65 139L68 140L67 138H65ZM78 139H80V138H77L75 140H78ZM90 139L88 140V143L85 146L90 147V144L92 142ZM110 139H109V141L111 142ZM117 139H118V137H117ZM195 139H196V137H195ZM134 140L136 142H133ZM137 140L145 141L146 142L145 143L146 146L144 147L145 144L143 145V143H142L143 148H141L142 147L141 145H137V144H139V143H137V142H139ZM191 140L194 141L193 139H191ZM71 141H72V138H71ZM103 141L101 139L100 142L102 143ZM154 141H153V143H154ZM81 142L82 141H79V143H81ZM74 143H72V144H74ZM96 143L94 144V147H97V146H95ZM98 143H99V139H98ZM101 143H99V144H101ZM112 143H114V145H115V141L114 142L112 141ZM112 143H110L109 145L112 146L113 145ZM179 143H181L182 145H179ZM59 144H62V145H60V147H59ZM202 144H201V146H202ZM101 145L98 146V147H100L98 149L102 148ZM105 145H103V146H105ZM70 146H71V144L69 145V147ZM91 146L93 147V145H91ZM130 146L132 148H130ZM134 146L135 147L139 146L140 149L139 148L138 149H134L133 148ZM69 147H67V148H69ZM88 147H86V148L88 149ZM107 148H108V150H107ZM71 149L70 150L67 149V150L71 151ZM63 150L61 151L62 160H63V157H64L63 156ZM71 152H67L68 153L67 155L70 156ZM92 152H94V151H92ZM64 153H66L65 150H64ZM54 154L56 156H54ZM85 154L83 156H85ZM61 155H60V157H61ZM71 155H72V153H71ZM49 156L54 157V160H52L51 157H49ZM46 157H48L52 161L49 160L51 162V165L49 164L48 166L49 167L51 166V167L49 168L47 166V168H49V169H46V171H45L46 173H45V172H43L44 168H45L43 164L45 163V158ZM85 157L84 158L82 157V158L87 160L86 158L88 156L86 158ZM79 158H81V157H79ZM79 158H76V159H79ZM58 160H60V159H58ZM49 161H47V164H48ZM53 161H55V162H53ZM77 162H78V160H77ZM57 164H60L61 166L57 165ZM76 164H78V163H76ZM64 171H65V169H64ZM61 181H62V183L65 182L66 184L64 183V184L60 185ZM57 185L61 186V188L60 187L56 188ZM42 187H45L44 189L48 190V191L44 190L45 193L47 192L46 195H45V193L43 191L39 192V190L43 189ZM39 188H42V189H39ZM34 192L36 193V195L40 193L39 194L40 196H36L35 195L36 197H38V198H35ZM42 192L44 193V195L42 194ZM51 192H52V190H51ZM55 193L56 192L54 191V194ZM41 194L43 195V197H41ZM6 197H7V195H6ZM11 199H13V197ZM15 199L17 200V198H15ZM28 199H29V201L31 199V201L29 202ZM34 199H35V201H34ZM51 199L52 198H50V201H51ZM9 200H10L9 198L7 200H4L3 198H0V212L2 210L1 209L2 207L4 209V207H5L4 204L5 203L8 204V203L11 202ZM22 200H23V202L24 201L26 202V200L28 202L24 203V205H23ZM42 200H44V199H42ZM13 201L16 202V205H17V201L18 200L17 201L12 200V202ZM30 203H32V204H30ZM26 204H27V207H26ZM28 204L31 205V206H29ZM50 204H51V202H50ZM50 204H48V205H50ZM19 205H17L16 207H18ZM8 206L9 205H6V207H8ZM63 207H65V206H63ZM25 209H27V213L25 212ZM38 209H39V207H38ZM69 209H70V207H69ZM32 210H33V208H32ZM35 210L36 209L34 208L33 211H35ZM30 212H31V209H30ZM30 212L28 214L32 213V212L31 213ZM4 213H2V214L4 215ZM36 213L34 212L35 215H36ZM34 214H31V218L30 219L25 218L24 220H22L23 222L22 221L19 222V223L17 221H16L17 223L15 222L17 224L18 230L21 228V230H19L18 233H16L17 232L16 231L17 227H16L15 223L14 224H15L16 228L14 226H9L8 227L5 223L1 222L2 216L0 214V222H1L0 223V231L2 232V236L0 235V243L2 244V245L0 244V246H2L0 248V250H1L0 251V264H54V263H52L49 260L51 258L48 259V257H45V254H44L46 250L50 249V245L52 244V242L50 240V238H52L51 235H48L47 238L44 236V234L47 233L45 231L46 230L48 231L49 229L43 227L41 219H35L36 220L35 221L34 220V216H33ZM18 218H20V217H18ZM22 218H24V217H21V219ZM21 219H19V220H21ZM32 219H33V221H32ZM30 223H31V225L33 224V226H32V228L30 227L29 229H32L33 232L30 231L29 233H26V232L29 231L27 226H29ZM18 224H20V227H19ZM47 225H49V224H47ZM47 225H46V227H49ZM255 225H257V226H255ZM22 228H23V230H24V228H27V230L23 231ZM66 229H67V231H66ZM21 231L23 233H21ZM64 231H66V232H64ZM58 234L60 235V233H58ZM18 237H21V242L19 241V243L16 242V238H18ZM44 237L46 238V240H45ZM66 238L68 240H70V242L67 241ZM18 240H20V239L18 238ZM66 241L69 242L68 245H67ZM255 243L257 244V246H258V243H259L260 245H259L258 248L262 247V249L261 248L258 249L257 246H255ZM35 248H36V250H35ZM38 248L39 249L42 248V250L41 251H37ZM53 253H54V251H53ZM250 253H252V254H250ZM56 254H55V256H57ZM253 254L254 255L256 254V255L252 258ZM249 256H251V257H249ZM57 257H54V258H57ZM247 257H248V259H247ZM95 258H97V259L95 260ZM223 258H225L226 260L224 261ZM73 259H74V261H72ZM93 260L91 262L89 261V263L92 264ZM255 260H256V258H255ZM262 262H264V258H261V260L259 261V264H261ZM262 264H264V263H262Z\"/></svg>",
    "mask_w": 264,
    "mask_h": 264
},
{
    "label": "rangeland",
    "instance_id": "2",
    "mask_svg": "<svg viewBox=\"0 0 264 264\" xmlns=\"http://www.w3.org/2000/svg\"><path fill=\"white\" fill-rule=\"evenodd\" d=\"M241 1V0H240ZM240 1H238V0H234V2H233V0H73V2H72V4H71V6H67V7H65V8H62V10H60L58 13H57V17H58V22L61 24L60 26H59V29L57 30V33H58V37H57V39H59L60 38V40H56L55 42H54V45H51V46H48V44H47V48L46 47H43V46H40V47H38V46H35V45H20V43L19 42H17V45H18V43H19V45H20V47H18L19 48V50H18V48H16V47H13V46H11V44L12 45H15V43L16 42H13V41H11L10 40V42H12V43H10V45H9V48H4V46H2V48H1V46H0V58L2 59V60H0V63L2 64V62L3 61H5V62H7V64L5 63L4 65H5V67H7V68H5L4 69V65H1L0 66V71H4V73H2V72H0V74H2V75H4L5 74V76H3V77H0V80H1V82H0V90L1 89H3L2 91H4V89H6L7 87V89L6 90H9V93H7V91H5V92H2V91H0L1 93H4V96H3V94H1V99H3L4 98V100H1L0 99V112H2L3 110H5V113L7 114L6 116H8L9 114V116H11V113L12 112H6V111H8L6 108H8V109H10V106H12V108H13V110L15 111V106H17V105H15V104H17L18 102H20V99H21V102H22V104H21V102H20V105H21V107L19 108L20 109V111H19V109H18V111H15L16 113H19V112H21L20 114H22V115H17V116H15L16 115V113H14L13 115L15 116V117H23L24 116V114H28V113H31L32 112V110L29 112L27 109L29 108V110L32 108V106H30V104L32 103V102H29V100H32V101H34L35 102V100H37L36 98H38V97H40V99H41V101L42 102H40V103H43V105L44 104H46L48 101L46 100V97L42 94V92H43V90H44V88H45V86H43V85H41V83H42V80L40 79V80H38L37 78H38V75H39V73H38V71H37V69H36V67L41 63V62H43V60L45 61L47 58V60H51V62H53V64H54V66H55V68H54V70H53V72L58 76V80H60V89H62L60 92H59V94L60 95H63V96H58V101H57V104L59 103L60 104V106L58 107L59 109H58V112L60 111V110H62V107L64 106V105H66L65 107H64V109L68 106V109L70 110V108H69V106H70V104H71V106H72V103H73V106L71 107V108H73L74 109V106H75V109L74 110H78V109H83V110H85L86 109V111H88V113H90V114H88L87 112H82V113H85V115H86V117H85V115H84V117H83V119L82 120H84L85 118L87 119H85V121H83V123H84V125L86 126H84V127H82L81 126V124H77L76 122V124L77 125H80L81 126V128L82 129H80V127H79V129L80 130H78V128L76 129V131L78 130V134H77V136H79V137H75L74 138V135H76V133L77 132H73L74 130H75V127H76V124H75V127L73 128V126H72V124L74 125V122L73 123H71L72 121H74L75 119H78L79 118V120H80V117L77 115V114H79L80 116H82L81 115V113H75V111L72 109V112L73 113H71L72 115L73 114H75L76 116H72L70 113H69V115H67V114H65L66 116H69V117H71V122L70 123H67V125L68 124H70L71 125V127L69 126V128L67 127V125H65V123H66V119L67 118H69V117H67L66 119L65 118H63L64 117V115L62 116V117H60L64 122V126H63V128L66 126L68 129H70V131L68 130V132H70V133H73L72 135L70 134V138H68V136L69 135H67V133L68 132H66V130H67V128L65 129H61L62 131H63V133H62V131H61V134L63 135L65 132V134L63 135V136H65V137H61V140L64 138V142H66L65 144L67 145H64L63 144V146H65L64 148H62V150L64 149L65 150V152L66 153H64V150H63V160H62V155H61V151L60 152H57L58 153V155L60 154L61 155V157H60V155L58 156L57 155V157H56V162L57 163H60L61 164V162L60 161H63L64 163V165H62L63 167H59L58 168V170L60 169V168H62L61 170H59V171H62L63 170V172H66V173H69L70 171L72 172V168L75 166V168L73 169V171H75V170H78V169H76V168H79V170H80V166H79V164H80V162H79V160H83V164H81V166L82 165H85L84 163H85V161L86 162H88L91 158H92V156L94 155L95 156V154L97 153L96 151H100V153H101V151H102V149H104V147L106 148L107 146H108V148L110 149L109 151L111 152V148L113 147V152L115 153L116 152V149L117 148H119V144L120 143H122V141L124 140L123 139V136H122V133H120V132H118L115 128H113V130H112V128L111 129H107V131H109V132H111V135H109V132H107L106 131V129H105V131L103 130V129H95V128H92V127H90V126H92V125H90L92 122H94V121H91V118H93V117H91L92 115V112H93V114L97 117V115H98V118L100 117V119L98 120V118L96 119V117L95 118H93V120H95V121H100V120H103L104 118L103 117H105V116H103V114L105 115L106 114V116L107 115H109L110 114V116H107V117H105V119L106 118H110V119H113L116 115H118L119 113H121V111L119 112V110L118 109H124V108H126L127 109V106L129 107V104L130 105H132V106H130L129 108H131V107H135V106H133V105H137L138 103L140 104H138L136 107H141V105H142V107L144 106V107H150V106H153V104L154 105H156L157 106V104L158 105H162L163 103H164V105H166L167 103V105H175V104H173V103H175L174 101L176 100H178V101H180L181 103L179 104L180 106H181V104H183L186 100L184 99V98H186L188 101H187V106L188 107H191V106H194V108L195 109H198V107L196 106V105H199L200 107H201V105L207 100H209V103L211 102L210 100L213 98V100H212V102H211V106L210 105H208L209 103L208 102H205V103H208V104H203L202 105V107L200 108V111L202 110V112H203V114H205V115H207V116H205L208 120H209V122H212V123H215V122H223V123H225V122H230V121H232L235 117H239L238 119H236L235 118V120H245V119H249V120H258V119H256V116H258V114L259 115H261V113L262 112H264V110H262V109H264V107H262V109H261V105H264V102H261V99H262V101H264V97H262L261 96V98L259 97V95H261V94H257V91L259 92V91H261V88H264V84H261V83H264V80H262V78H264V76H262V74H264V67H261V66H264V44H262V43H264V24H261L259 21H260V19L262 18V16H264V9H262L261 7H264V5H261V1H264V0H261L260 2H258V0H252V2L253 1H257L256 3H257V7H258V4L260 3V6H259V8H261V9H259V8H257V7H255L256 9H259V10H256L254 7H253V5L252 4H254V2L251 4L249 1H251V0H247V2H246V0H245V2H246V4L247 5H249V6H246V4H245V6H246V8H244V1L242 0L241 2ZM235 2H240L241 4H240V7L238 6L239 4L238 3H235ZM148 3H150V5L148 4ZM255 3V4H256ZM262 3H264V2H262ZM152 4V5H151ZM236 4H238L237 5V7H236ZM116 5V6H115ZM149 5V6H148ZM137 6V7H136ZM243 6V7H242ZM177 7V8H176ZM242 7V8H241ZM151 8H153V9H151ZM159 8V9H158ZM238 8V9H237ZM66 9V10H65ZM135 9V10H134ZM137 9V10H136ZM252 9V10H251ZM148 10V11H147ZM242 10L243 11H245V12H242ZM66 11V12H65ZM106 12H108V13H106ZM160 12V13H159ZM210 12V13H209ZM245 13L244 14V16H243V14L242 13ZM104 13V14H103ZM100 14H101V16H100ZM108 14V15H107ZM110 14L111 15H114L113 17L112 16H110ZM160 14V15H159ZM168 14V15H167ZM93 15V16H92ZM109 16V17H104L103 18V16ZM66 16H67V18H66ZM155 16V17H154ZM158 16V17H157ZM93 17V18H92ZM100 17V18H99ZM117 17V18H116ZM121 17V18H120ZM123 17V18H122ZM141 17V18H140ZM149 17H150V19H149ZM121 20H120V19ZM152 18H153V21H152ZM155 18H157V19H155ZM160 18V19H159ZM162 18V19H161ZM76 19H78V20H76ZM94 21H93V20ZM103 20H105V21H103ZM139 20L141 21V22H139ZM150 20V21H149ZM170 20H171V22H170ZM75 23H74V22ZM95 21H97V22H95ZM99 21H101V22H99ZM116 21V22H115ZM120 21V22H119ZM156 21V22H155ZM71 22H73V24L71 23ZM93 22V23H92ZM114 22V23H113ZM145 22V23H144ZM150 23V25L148 24V23ZM154 22V23H153ZM159 22V23H158ZM92 23V24H91ZM94 23H96V25L97 26H94L95 24ZM98 23V24H97ZM101 23V24H100ZM113 23V24H112ZM118 24V25H116L117 27H118V29H117V27L115 26V24ZM120 23H121V25H120ZM147 23V24H146ZM153 23V24H152ZM166 23V24H165ZM85 24V25H84ZM89 24H91V25H89ZM106 24V26H109V28H111L112 29V32H111V29H110V31H109V33H111L110 34V36L113 34H116L115 36H116V38H114L115 39V41H116V43L117 42H119L120 41V43H122V44H116L115 43V41L113 42V38L112 37H110L109 36V33H108V30H109V28H107L106 29V26H103V25H105ZM126 24V25H125ZM137 25V28H136V25ZM141 24V25H140ZM145 24V25H144ZM165 24V25H164ZM80 25V26H79ZM104 27H102V26ZM126 26V29H125V26ZM134 25H135V27H134ZM151 25H153V26H151ZM155 25V26H154ZM173 25V26H172ZM175 25V26H174ZM75 26V27H74ZM82 26V27H81ZM90 26V27H89ZM101 26V27H100ZM121 26H124V27H122L121 28ZM133 26V27H132ZM141 26V27H140ZM156 26H157V28H156ZM165 26H168V28H166L165 29ZM170 26H171V29L172 30H174V31H172L171 29H170ZM70 27V28H69ZM84 27V28H83ZM86 27H88L89 28V30L88 29H86ZM98 27V28H97ZM116 27V28H115ZM121 29H120V28ZM131 27V28H130ZM143 27V28H142ZM150 27H152L151 29H150ZM173 27V28H172ZM229 27H233L232 28V31H229L228 29H229ZM249 27V28H248ZM259 27V28H258ZM74 28V29H73ZM97 28V29H96ZM102 30H101V29ZM124 28V29H123ZM131 30H130V29ZM149 28V29H148ZM161 28H163V29H161ZM253 28V29H252ZM255 28V29H254ZM257 28V29H256ZM52 29H54V27H50V28H48V30H52ZM90 29H91V31H90ZM92 29H94V30H92ZM99 29V30H98ZM136 29H138V30H136ZM140 29V30H139ZM142 29V30H141ZM154 29V30H153ZM67 32H66V31ZM79 30V31H78ZM82 30V31H81ZM83 30H84V32H83ZM86 30V31H85ZM107 30V31H106ZM115 30V31H114ZM117 30H120V31H118V33H117ZM130 30V31H129ZM136 30V31H135ZM163 30V31H162ZM244 30V31H243ZM256 30V31H255ZM72 31V32H71ZM76 31H78V32H76ZM94 31V32H93ZM102 31V32H101ZM105 31V32H104ZM123 31V32H122ZM139 31H142V32H139ZM156 31V32H155ZM253 31V32H252ZM79 32H82V34L81 33H79ZM86 32H88L87 34H86ZM107 32V33H106ZM140 34H139V33ZM145 32V33H144ZM148 32V33H147ZM150 32V33H149ZM155 32V33H154ZM163 32V33H162ZM172 32V33H171ZM56 33V34H57ZM65 33V34H64ZM69 33V34H68ZM71 33V34H70ZM76 33H78V35L76 34ZM83 33H85V34H83ZM142 33V34H141ZM144 33V34H143ZM158 33V34H157ZM159 33H161V34H159ZM165 33V34H164ZM168 33V34H167ZM230 33V34H229ZM250 33H251V36H249L250 35ZM76 34V38H75V35ZM91 34V35H90ZM94 34H95V37H94ZM101 34V35H100ZM138 35V36H136V35ZM146 34V35H145ZM150 34V35H149ZM154 34H156V35H154ZM164 36H163V35ZM229 34V35H228ZM253 34V35H252ZM59 35L62 37H59ZM85 35V36H84ZM96 35H97V37L98 38H100V41H102L101 43H100V41H99V45H100V47H98V43L96 42V41H98L99 39H97V37H96ZM107 35V36H106ZM112 35V36H113ZM119 37H118V36ZM151 35H152V37H151ZM213 35V36H212ZM71 37V39L69 38V39H67L68 37ZM115 36H113V37H115ZM121 36V37H120ZM141 36H143V37H141ZM151 38H150V37ZM153 36H155L154 38H153ZM159 36V37H158ZM166 36V37H165ZM178 36V37H177ZM243 36V37H242ZM250 38H249V37ZM256 36V37H255ZM67 37V38H66ZM72 37H73V39H72ZM80 37V38H79ZM104 37H105V39H104ZM122 37H123V39H122ZM137 37V38H136ZM148 37V38H147ZM157 37V38H156ZM186 37V38H185ZM75 38V39H74ZM94 38V39H93ZM108 38V39H107ZM118 38V39H117ZM142 40H141V39ZM180 38V39H179ZM193 38V39H192ZM62 39V40H61ZM76 39H77V41H76ZM95 39H97V40H95ZM102 39H104V41L102 40ZM113 39V40H112ZM125 39V40H124ZM126 39H127V41H126ZM149 39V40H148ZM150 39H151V41H150ZM158 39V40H157ZM163 39V40H162ZM177 39V40H176ZM69 40H70V42H69ZM79 40V41H78ZM81 40H84V41H87V40H89V41H91V40H95L93 43L92 42H90V44H89V42L87 41V43H88V45H87V43H84V45H82V44H80V43H82V41ZM106 40V41H105ZM110 40H112V41H110ZM121 40H123L124 42H127L126 44H129V41H130V44L128 45V49L130 48V50H134V48H136V50H137V48H138V50L136 51V52H134L135 53V58L136 59H134V57L132 56L131 58L132 59H130V61H128L129 59H127V57H128V55H133L134 53L133 52H130V50H128L127 49V47H126V45L123 43V42H121ZM146 40H147V42H146ZM154 40V41H153ZM170 40V42H169V44L167 43L168 41ZM178 42H176V41ZM185 40V41H184ZM262 40V41H261ZM63 41V42H62ZM65 41H66V43H65ZM73 41V42H72ZM110 41V42H109ZM260 41V42H259ZM96 42V43H95ZM145 42H146V44H145ZM151 44H150V43ZM166 42V43H165ZM185 42H187V43H185ZM76 44H79V45H77L76 47H75V45ZM102 43H103V45H102ZM108 43H109V45H110V50H111V52H110V50L108 51V53H107V50L106 49H108ZM115 43V44H114ZM133 43V44H132ZM135 43V44H134ZM155 43V44H154ZM185 43V44H184ZM189 43H190V45H189ZM221 43H222V45H221ZM242 43V44H241ZM60 44V46H58ZM66 47L65 49L63 48L62 50H59V48L61 49L62 47H64L63 45ZM67 44H70V47H69V45L68 46H66ZM87 45V48L85 47L86 45ZM105 44V45H104ZM165 44H167V45H165ZM188 44V45H187ZM236 44H238V45H236ZM17 45H15V46H17ZM57 45V47H56V49L57 50H59L60 51V53H63L62 54V56H61V54L60 53H57L56 51H54V49H52V46H56ZM62 45V46H61ZM74 45V46H73ZM81 45V46H80ZM113 47H112V46ZM139 45H141V46H139ZM149 45V46H148ZM153 47H152V46ZM158 45V46H157ZM164 45V46H163ZM181 45V46H180ZM31 48H29V47ZM73 46V47H72ZM91 48H90V47ZM95 46H97V48L95 47ZM101 46H102V48H101ZM105 46H106V48H105ZM123 46V47H122ZM131 46H136V47H131ZM138 46V47H137ZM155 46V47H154ZM193 46V47H192ZM223 48H222V47ZM13 47V48H12ZM33 47H34V50H33ZM35 47H36V49H35ZM59 47V48H58ZM80 47V49H78V51H81L80 53H78L77 52V48H79ZM83 47H85L84 48V53H83V49L81 50V48H83ZM89 47V48H88ZM115 47H117V48H115ZM141 49H140V48ZM148 47V48H147ZM151 47V48H150ZM162 47V48H161ZM180 47V48H179ZM188 47H189V49H188ZM195 47V48H194ZM233 47V48H232ZM72 48V49H71ZM95 48L97 49V50H95ZM99 48H101V50L99 49ZM104 48V49H103ZM133 48V49H132ZM147 48V49H146ZM155 48H156V50H155ZM165 50H164V49ZM167 48H168V50H167ZM170 48V49H169ZM194 48V49H193ZM238 49V50H236L237 52H236V56H238L239 55V57H242V61H241V63H239V62H236V63H234V61L236 60V61H239L238 60V58L239 57H235L234 58V61L231 59V57L230 56H233V53L231 52L233 49ZM242 48V49H241ZM246 48V49H245ZM5 49V51H3ZM6 49H8V51H6ZM49 49V51L50 52H48L47 50ZM71 51H70V50ZM75 49V50H74ZM90 49V50H89ZM100 51H99V50ZM123 49V50H122ZM126 49V50H125ZM161 49V50H160ZM174 49V50H173ZM180 49V51H178ZM231 49V55H229L230 53H229V50ZM235 49L233 50V51H235ZM254 49V50H253ZM15 50V51H14ZM20 50H23V51H21L20 52ZM31 50V51H30ZM54 52H53V51ZM125 50V51H124ZM140 50H143L144 51V53H146V54H144L142 51H140ZM171 50V51H170ZM173 50V51H172ZM186 50V51H185ZM250 50V51H249ZM14 51V52H13ZM33 51V52H32ZM67 53H66V52ZM93 51V52H92ZM95 51V52H94ZM99 51V52H98ZM122 51H123V53H122ZM135 51V50H134ZM203 51V52H202ZM207 51V52H206ZM221 51H223V54H222V52ZM228 51V52H227ZM241 51H243L242 52V54H241ZM245 51H246V60H245ZM10 52V55L9 56H11V54H12V56L10 57V59L11 60H9V57H8V54L6 55V59L7 60H3V58L5 57V54L6 53H9ZM38 52V53H37ZM53 54H52V53ZM93 54H99V55H97V56H95L94 57V63L93 62H91V67H95V69H89L90 68V61H93V56H92V53ZM126 52H127V55L125 56V54H126ZM141 53V55L140 54H136V53ZM187 52H189V54L187 53ZM226 52V54H227V56H229V58L228 57H226V54H224ZM252 52V53H251ZM21 53V54H20ZM39 53L41 54V55H39ZM51 53V54H50ZM54 53H55V55H54ZM57 53V54H56ZM87 53L90 55H88L89 56V58H88V56H87ZM91 53V54H90ZM110 53V54H109ZM128 53H131V54H128ZM133 53V54H132ZM154 53V54H153ZM156 53V54H155ZM167 53V54H166ZM193 53V54H192ZM200 53V54H199ZM229 53V54H228ZM238 53V54H237ZM252 55H251V54ZM16 54V55H15ZM65 54H67V55H65ZM81 54V55H80ZM106 54V55H105ZM109 54V55H108ZM117 54V55H116ZM144 54V55H143ZM171 54H173V56L171 55ZM176 54V55H175ZM188 54V55H187ZM197 54H198V56H197ZM207 54V55H206ZM4 55V56H3ZM38 55V56H37ZM72 55H76V56H79L78 57V59H77V57L76 56H72ZM87 56L86 58L89 60L90 58L92 59V60H90V61H88L86 58H84V56ZM111 55H112V57H111ZM117 56L118 57V60H121V62L119 61V63H118V65H120L119 67L117 66V62H118V60H117V58L115 59V60H117V61H115L114 60V58H113V56ZM123 57H122V56ZM138 55H140L141 56V58H140V56H138ZM147 55H148V57H147ZM149 55H153V57L152 58H156L155 59V61L153 60V59H151V61H150V59H149ZM155 55V56H154ZM156 55H158V56H156ZM162 55V56H161ZM163 55L165 56V57H163ZM175 55V56H174ZM183 55V57H181ZM211 55V56H210ZM240 55H242V56H240ZM43 56H45V57H43ZM52 56V57H51ZM55 56H57V58L59 59V60H61V62H59V60H57V58H56V60L55 59H53V57L55 58ZM65 56V57H64ZM67 56V57H66ZM81 56H83V57H81ZM92 56V57H91ZM144 56V57H143ZM147 58H146V57ZM216 56V57H215ZM223 56H225V57H223ZM261 56H262V59H261ZM8 57V58H7ZM43 59H42V58ZM64 57V58H63ZM72 57V58H71ZM98 57H100V58H98ZM109 58V59H107V58ZM123 58V60H124V58H126L125 60H124V63L125 64H123L122 62V58ZM150 57V58H151ZM176 57V58H175ZM180 57V58H179ZM221 57V58H220ZM223 57V58H222ZM35 59V61H34V59ZM41 58V59H40ZM51 58V59H50ZM63 58V59H62ZM98 58V59H97ZM111 58H113V59H111ZM138 58V59H137ZM164 58V59H163ZM166 58V59H165ZM175 60H174V59ZM178 58V59H177ZM185 58V59H184ZM233 58V57H232ZM250 58V59H249ZM253 58V59H252ZM16 59H18V60H16ZM24 59H25V61L27 62V64H26V62L24 61ZM33 59V60H32ZM67 59V60H66ZM69 59V60H68ZM80 59V60H79ZM84 59V60H83ZM102 59V60H101ZM170 59V60H169ZM174 60V62H173V60ZM190 59V60H189ZM192 59H193V61H192ZM226 59L230 62H226ZM240 59V58H239ZM244 59V60H243ZM255 59H256V62H255ZM258 59V60H257ZM259 59H261V63H260V60ZM24 61V63H23V61ZM29 62H28V61ZM37 60V61H36ZM46 60V61H47ZM53 60V61H52ZM85 61L86 63H84V62H80V61ZM107 60L108 61H110L111 60V64L113 63V65H114V63H115V65L117 66V67H115V69L117 68L118 70H123V71H121L120 72V77H118L116 74H118L119 75V73H116L115 75L118 77V79H119V83L117 82L116 84H117V87H118V89L120 90L121 89V87L123 88L122 90L123 91H118V89L114 86V84H115V82H114V79H116V77H115V75L114 74H112L113 72H111V73H109L108 71H109V69L110 70H112V71H115V69H114V66L113 67H111V65H109L110 63L109 62H107ZM128 62H127V61ZM136 62H134V61ZM187 60V61H186ZM254 60V61H253ZM14 61H18V64L16 63H14ZM21 61V62H20ZM33 63H32V62ZM56 61V62H55ZM62 61H64V63H65V66H66V64H67V66H66V68H68V71L66 70V68H65V66L62 64ZM66 61V62H65ZM76 61V62H75ZM100 61L102 62V63H100ZM104 61V62H103ZM133 61V62H132ZM145 61H146V64H147V66H146V64H145ZM147 61H149L150 63H152V61L153 62H155V63H152V65L153 66H151L152 67V69L150 68V71H147L148 72V76L146 77V70L145 69H147V70H149L148 68L150 67L149 66V62H147ZM163 61V62H162ZM167 61H169V62H167ZM232 61V62H231ZM243 61L245 62L246 61V66L248 67V72L249 73H247L246 71H245V69L246 68H244V66H245V64L243 63ZM31 62V63H30ZM37 62V63H36ZM56 64H55V63ZM68 62V63H67ZM96 62V63H95ZM99 62V63H98ZM133 64H131V63ZM138 62V63H137ZM166 62V63H165ZM187 62H189V63H187ZM192 62V63H191ZM205 64H204V63ZM253 62V63H252ZM258 62H259V65L260 64H262V65H258ZM11 63H12V66H10L11 65ZM29 63V64H28ZM59 63V64H58ZM69 63H72V64H69ZM80 63L82 64V63H84V64H88L89 63V65H87L88 67H86V65H80ZM109 63V64H108ZM121 63H122V65H124V66H122L121 65ZM128 63H129V65L131 66V68L133 67V72H131L132 70H131V68H129L128 67V69L126 68L127 66H128ZM172 63V64H171ZM175 63V64H174ZM17 66V67H13V66H15V65ZM78 64H79V66H78ZM94 64V65H93ZM109 66H108V65ZM127 64V66H125ZM136 64V65H135ZM142 64H144V66L142 65ZM194 64H197V65H194ZM223 64H224V66H223ZM228 64V65H227ZM229 64H232L233 65V67H235V69H237V71H235V73L236 72H238V71H240V70H244V71H241L240 73H242V75H239L238 73H237V78L238 79H235L234 78V75H233V71L231 72V71H229V68H231L230 70H232V69H234V68H232V65H231V67L229 66ZM7 65V66H6ZM23 65H25V66H23ZM97 65V66H96ZM103 65V66H102ZM104 65L106 66V67H110V68H107L108 69V71H107V75L104 73V69L105 70H107L106 69V67L103 69V67H104ZM142 66L141 67V70H140V68H137V67H139V66ZM151 65V64H150ZM173 65H175V66H173ZM188 65V66H187ZM207 69H205L203 66ZM225 65H226V67H225ZM237 65V66H236ZM238 65H239V67H238ZM243 65V66H242ZM259 66V69H256V68H254V66H256L257 68H258V66ZM68 66H70V68L68 67ZM73 66H75V67H73ZM80 66H82L83 68L84 67H86L87 69L85 70V68L83 69L82 67H80ZM135 66H136V68H135ZM146 66V67H145ZM149 66V67H148ZM157 68H156V67ZM189 66H191V67H189ZM207 66H208V68H207ZM211 66V67H210ZM240 66H242V68L240 67ZM11 67H13L14 69H12ZM23 67H24V69H23ZM26 67V68H25ZM73 67V68H72ZM76 67H77V69L80 71V75H81V72H82V77H84V78H81L80 76H78V70L76 69ZM97 67V68H96ZM98 67H100V68H98ZM120 67H121V69H120ZM148 67V68H147ZM164 67H165V69H164ZM186 67V68H185ZM188 67V68H187ZM196 67H197V69H196ZM210 67V68H209ZM222 67V68H221ZM253 67V68H252ZM260 67H261V69H260ZM19 68H22V69H19ZM62 68H64L63 70H61ZM72 68V69H71ZM75 68V69H74ZM80 68H82L83 70H85V71H82V69H80ZM172 68V69H171ZM222 69L221 70V73H220V76L218 75L219 73H218V71H220V70H218L217 71V69ZM250 68H252V69H254L253 70V74H250V73H252L251 71H250ZM71 69V70H70ZM100 69H101V71H100ZM116 69V70H117ZM125 69L128 71V73L130 74V77H133L134 78V80H133V78H132V80L134 81V83L132 84V83H130L132 80H131V78L130 79H128V80H131V81H129V83L130 84H132V85H130L129 84V86L127 87V85H128V83H127V85L125 86V81H126V77H127V74L128 73H126L127 71H125ZM142 69L143 70H145V71H142ZM156 71H155V70ZM173 69L175 70V72L173 71ZM239 69V70H238ZM19 70H21L20 72H19ZM36 70V71H35ZM75 70H77V71H75ZM90 70V71H89ZM95 71H97V74L95 73V75H93V76H95V78H93V76L91 77L89 74L91 73V74H93ZM102 70H103V72H102ZM117 70V72H119ZM131 70V71H130ZM137 70V72L138 73H141V74H143L144 72V76L146 77V79L147 78H149V79H147V80H150V81H147L146 82V79H144V81L143 80H141V79H143V78H141L142 76H140L139 77V75H138V73L137 74H135L134 72ZM142 71V72H140V71ZM178 70V71H177ZM255 70H256V72L257 73H259L260 71V73L259 74H257L256 73V75H255ZM16 71H18L17 73H16ZM25 73H24V72ZM59 71V72H58ZM64 71H66V72H64ZM75 71V72H74ZM191 71H193V72H191ZM217 71V72H216ZM87 72L88 73V75L87 74H85V73ZM103 73V75H102V73ZM158 74V76H157V74ZM169 72V73H168ZM179 72V73H178ZM189 72V73H188ZM207 72V73H206ZM209 72V73H208ZM210 72H213V73H211V75H210ZM29 73V74H28ZM59 73V74H58ZM65 73V74H64ZM83 73H84V76H83ZM100 73V75H98ZM108 73L109 74H111V75H113V77H114V79L113 78H111L112 76H110V78L109 77H106V76H109L108 75ZM115 73V72H114ZM126 73V74H125ZM180 73H181V75H180ZM188 73V74H187ZM198 73V74H197ZM223 73V74H222ZM224 73H225V75H226V73H231V76H228V74L226 75V77L228 78V79H230V78H233V79H231L230 81H232V80H234L235 79V81H233V83L234 84H237V81H239V86H243L244 87V85H246L247 83V85L246 86H249V87H244V88H241L242 90H238V87H237V85H234L232 82V84L235 86L234 88H232L231 90H232V92H235L234 90H236V92L238 93V94H236V92L234 93V95L235 96H233V97H236L237 95L239 96V98H240V100H243L244 99V97H241L242 95H244V96H246L245 98L246 99H244L243 100V103L244 104H241L242 103V101H241V103L239 102V98H238V96H237V100H236V98H234L238 103H239V105H238V103H237V105H229V102H228V100H226L227 98H226V95L228 96V95H230V94H227V92L230 90V88H229V90L227 91V90H225V88H228V87H230V86H226V81H227V79H226V83L224 82V79H223V77L222 76H224ZM234 73V74H235ZM245 73V75L247 76H249V74H250V76L249 77H246L245 75H243ZM262 73V74H261ZM27 76H26V75ZM71 74V75H70ZM122 74V75H121ZM126 75V77L125 76H123V75ZM128 74V75H129ZM132 74V75H131ZM140 74V75H141ZM177 74V75H176ZM190 74V75H189ZM194 74V75H193ZM203 74V75H202ZM208 74V75H207ZM2 75H0V76H2ZM31 75V76H30ZM63 75H64V77H65V75H67V79H69V81H70V83L71 84H69V81L68 80H66V78L64 79V77H63ZM68 75H70V76H68ZM85 75H86V77H85ZM106 75V76H105ZM151 75V77H149ZM188 75V76H187ZM200 77H199V76ZM218 75V76H217ZM222 75V76H221ZM230 75V74H229ZM232 75H233V77H232ZM253 75V76H252ZM259 75H261V76H259ZM30 76V77H29ZM71 76H73V77H71ZM87 76H90V78L89 77H87ZM97 76H98V78H99V76H100V78L98 79L97 78ZM104 76H105V78H104ZM121 76H122V78L124 79H122L124 82H122V80H121ZM156 76V77H155ZM175 76V77H174ZM177 76V77H176ZM180 76H181V78H180ZM210 78H208V77ZM244 76L246 77V78H249V81H248V79L246 80L245 78H244ZM27 77H29L30 78V80L27 78ZM69 77V78H68ZM76 77H77V79H76ZM125 77V78H124ZM129 77V76H128ZM136 77H138V78H136ZM179 77V80H180V82L178 81V78ZM184 77V78H183ZM188 77V78H187ZM189 77H190V79H192V77H194L193 79L194 80H196V82L192 79L191 80V82H189L190 84L192 83V89L191 88H189V87H191V85L189 86L188 85V81H189ZM220 77H222V79L223 80H219V81H221V82H223V83H221V86H223V85H225V86H223V88L220 86V83H219V81H217L216 79H219ZM241 77H243V78H241ZM260 79H259V78ZM26 78V79H25ZM64 79V82L65 83H63L62 81H63V79ZM86 78V79H85ZM91 79V80H89V79ZM96 78H97V80H101V78H102V81L101 82H105V84L104 83H101V82H99V84L102 86H106L107 84H108V86H106L107 87V89L106 88H104L103 86L100 88L99 87V89H100V91L98 90V85L99 84H97L98 83V81L96 80ZM107 78V80L106 81H104L105 79ZM109 78V79H108ZM164 80H163V79ZM173 78H174V81H173ZM185 80V79H188V81L187 82H185V81H183V79ZM206 78V79H205ZM239 78H241V79H239ZM14 79V80H13ZM81 79H83V80H88L89 82H90V84L92 83V85H90L89 84V82H87L86 81V83L87 84H89L88 86L90 87H86L88 90H92V91H94V90H96L97 91V93L99 94V92H100V94L98 95L97 93H95V92H90V91H88L87 89H84L85 87V85H87L85 82H83V80L81 81ZM95 79V80H94ZM113 79V80H112ZM117 79V80H118ZM136 79V80H135ZM137 79H138V82L141 80V82L139 83V84H137L136 82H137ZM154 81H153V80ZM168 79V80H167ZM198 79H200V80H198ZM202 79V80H201ZM221 79V78H220ZM242 79H244V80H242ZM259 79V80H258ZM11 80H12V82H11ZM28 82H26V81ZM62 80V81H61ZM72 80H76V81H74L76 84H77V82H78V80H80L79 81V83H78V85H76ZM109 80L111 81V82H109ZM116 80V81H117ZM127 80V81H128ZM171 80V81H170ZM207 80V81H206ZM209 80V81H208ZM242 80V81H241ZM258 80V81H257ZM262 80V81H261ZM4 81H6V82H4ZM21 81V82H20ZM25 81V82H24ZM112 81H113V83L114 84H112ZM145 83L144 85H143V82ZM153 81V82H152ZM156 81V82H155ZM203 81H205V82H203ZM211 81V82H210ZM215 81V82H214ZM230 81H228V84H230ZM250 81H252V85H250L251 83H250ZM4 82V83H3ZM24 84H26L27 83V85H24ZM74 84H73V83ZM80 82H83V84L81 85L80 84ZM97 82V83H96ZM123 84H122V83ZM151 82V83H150ZM159 82H161V83H159ZM176 82V83H175ZM202 82V83H201ZM207 82V83H206ZM242 82V83H241ZM245 82H246V84H245ZM256 82H259V83H256ZM17 84V86H16V84ZM94 83H95V85L96 86H94ZM107 83V84H106ZM142 83V84H141ZM158 85H157V84ZM165 83H167V85H165ZM170 83V84H169ZM172 83L173 84H175V86L177 87L175 90H174V88L172 87ZM182 83H184V84H186L187 85V89L185 88L186 87V85H184V84H182ZM215 83V84H214ZM218 83H219V87H218ZM241 83V84H240ZM243 83H244V85H243ZM255 83V84H254ZM7 84H8V86H7ZM63 84V85H62ZM67 84V85H66ZM119 84V85H118ZM157 86H156V85ZM161 84H162V86H161ZM169 84V85H168ZM200 84H202V86L200 85ZM206 84H207V87H206ZM217 84V85H216ZM223 84V85H222ZM232 84H230V85H232ZM256 84H261V86L259 85V87H256L255 85ZM5 85H6V87H5ZM66 85V86H65ZM76 85V86H75ZM110 85V86H109ZM111 85H113L114 86V88H113V86H112V88H109V87H111ZM121 85V86H120ZM143 85V86H142ZM180 85V86H179ZM184 85V86H183ZM196 85V86H195ZM200 85V86H199ZM205 85V86H204ZM216 85V86H215ZM26 86L28 87L26 90H25V88H26ZM63 86L65 87V89L63 88ZM72 86L74 87V89L72 88ZM78 86H79V89H77L78 88ZM93 86V87H92ZM127 87V90H126V88L124 89V87ZM134 87L135 89L137 88V90L136 91H134L133 89V91H134V94L133 95H131L130 93H127V94H130L131 96H134L133 97V99L131 98H129V96L127 97V95L125 94V96H124V93L126 92V91H128V90H130V92H133L132 90H131V88L130 87ZM142 86V87H141ZM148 86V87H147ZM150 86H152V87H150ZM161 86V87H160ZM179 86V87H178ZM255 87L256 88V92L254 91L255 90V88H253V87ZM258 86V85H257ZM4 87V88H3ZM31 87H33V90H31L32 88ZM80 87H81V90H80ZM82 87H84V88H82ZM146 87V88H145ZM150 87V88H149ZM157 87H158V89H157ZM164 87H168V90L170 89L171 91H172V94L171 93H169L170 92V90H169V92L167 91V89L166 88H164ZM171 87V88H170ZM182 87V88H181ZM194 87V88H193ZM199 88L200 90H197V88ZM205 87V88H204ZM221 87V91H219L218 90V88H220ZM225 87V88H224ZM237 87V88H236ZM24 88V89H23ZM31 88V89H30ZM41 88V89H40ZM69 88V89H68ZM73 90H72V89ZM75 88L77 89V90H79L78 91V93L75 91ZM93 88V89H92ZM95 88H97V89H95ZM103 88V89H102ZM140 88H142V93H141V89ZM144 88V89H143ZM148 88L150 89L149 91H148ZM154 88H155V90H154ZM162 88H164L163 90H164V92H163V90H162ZM178 88H180V89H178ZM201 88H203V90L204 89H208V92H207V89L206 90H204V91H202V89ZM216 88V89H215ZM239 88V89H240ZM249 88V89H248ZM20 89V90H19ZM28 89H30L29 91H28ZM104 89L105 90H107V91H110V90H114V89H117V90H115L114 92H115V94H113L114 92L113 91H110L109 93H110V96L109 95H107V97H105V93L106 92H104V95H103V93H101V90L102 91H104ZM110 89V90H109ZM140 89V90H139ZM176 92H174L173 90ZM183 89H185V90H183ZM194 89L196 90V91H198V92H196V91H194ZM22 90V91H21ZM35 90H36V92H35ZM63 90H65V91H63ZM67 90H68V92H67ZM70 90H72V91H70ZM83 90V91H82ZM126 90V91H125ZM178 90H180L181 91V93L182 94H180V91H178ZM188 90H190V91H188ZM210 90L212 91V92H210ZM215 90H216V92H215ZM222 90H224L225 91V100L223 99V93H224V91L222 92ZM231 90H230V92H231ZM244 90H247V92L246 91H244ZM249 90L251 91V92H253V93H255V98L257 97V100H256V102L257 101H259L260 103V105L258 106L254 101H252L251 102V100H253V99H250V96H251V98H253V95L254 94H252L251 92L249 93ZM31 91V92H30ZM33 91H34V93H33ZM40 92V95L42 94V96H44L45 97V99L43 98V97H41V96H37V95H39V92ZM74 91V92H73ZM85 91V92H84ZM99 91V92H98ZM117 91H118V95H117V97H114L113 95H115L116 96V93H117ZM158 91V92H157ZM166 91V92H165ZM186 93H185V92ZM187 91H188V93H187ZM194 91V92H193ZM199 91L202 93V97L204 96V94H207V96L206 97H208V94H210V93H212V96H213V94H215L214 96L215 97H212L211 95H209V97L208 98H211V99H206L205 98V96L203 97V99L205 100L204 102H201L202 100H200L201 98H199L200 97V94H199ZM205 91L207 92V93H205ZM239 91V92H238ZM244 91V92H243ZM18 94H17V93ZM30 92V93H29ZM63 92V93H62ZM65 92H66V94H65ZM70 92V93H69ZM76 92V93H75ZM80 92H83L85 95H87V98H91V100H95V99H92V98H96V100H95V102H96V105H95V102H94V106H92V107H89V105L91 106L92 104H93V101H89V99H86L85 97V95H84V97H79V96H82V94L80 93ZM87 92H89V93H87ZM113 92V93H112ZM119 92H120V95H119ZM145 92V93H144ZM149 92V93H148ZM164 93V96L166 95V99H167V102H166V99L164 98H162L161 99V97H163L162 95H163V93ZM189 92H191V93H189ZM220 92L223 94V95H221L220 97H219V94H220ZM246 92V94L248 93V94H250V96L247 94H244ZM262 92H264V90H262L260 93H262ZM8 95H7V94ZM68 93H69V95H68ZM72 93H75L74 95H72ZM87 93V94H86ZM91 93V94H90ZM111 93H112V95H111ZM123 93V94H122ZM136 93L137 94H139V95H136ZM143 95V97H142V95ZM160 93H162V94H160ZM167 93V94H166ZM180 94V96H179V94ZM204 93V94H203ZM218 93V94H217ZM240 93V94H239ZM5 94L7 95V96H5ZM15 96H14V95ZM22 94H24V96H22ZM65 94V95H64ZM77 94V95H76ZM79 94V95H78ZM103 95V97H102V95ZM121 94L123 95V97H125V102H124V100H121L123 97H121V98H119V96H121ZM172 95V98H175L174 100L173 99H171V95ZM175 94L178 96H175ZM186 96H185V95ZM189 94V95H188ZM252 94V95H251ZM10 95H13V98H15L14 100H13V98H12V96L10 97ZM67 95V96H66ZM96 96V97H94V96ZM99 96V99H97L98 98V96ZM141 95V96H140ZM145 95V96H144ZM167 95H169L170 97H169V101H168V97H167ZM174 95V96H173ZM182 95H184V97L182 96ZM193 95V96H192ZM198 95V96H197ZM233 95V94H232ZM241 95V96H240ZM258 95V96H257ZM262 95H264V93H262ZM28 96V97H27ZM73 96V98L74 97H78V98H80V99H78L77 98V101L75 102V100L72 98L71 99V97ZM89 96V97H88ZM92 96V97H91ZM105 98L104 100L101 98ZM130 96V97H131ZM139 96V97H138ZM148 96H150V98H152V96L154 97V98H157L156 100H159V98L161 99V100H164V101H156V100H153V98H152V100H150L149 99V101L147 100L148 98L147 97ZM182 96V97H181ZM190 96H192V97H190ZM211 96V97H210ZM216 96H218L219 97V99L216 97ZM248 96H249V98H248ZM8 97H9V100H8ZM27 97V98H26ZM63 97V98H62ZM109 97H111V98H109ZM112 97H114V98H112ZM139 99H138V98ZM146 97V98H145ZM179 97L181 98V100H179ZM193 97H195V99H196V101H195V99H190V98H193ZM197 97H198V99H197ZM231 96H229L228 98L230 99V101H231V98H230ZM12 98V100L11 101H13V102H11L10 103V99ZM31 98V99H30ZM42 98L44 99V101L42 100ZM101 98V99H100ZM109 98V99H108ZM135 98H137V99H135ZM177 98V99H176ZM243 98V99H242ZM7 99V100H6ZM19 99V100H18ZM35 99V100H34ZM40 99L38 98V100L40 101ZM64 99H65V101H67V102H65L64 101ZM71 99V100H70ZM84 99H85V101H86V103H85V105L83 104L84 103ZM108 101H107V100ZM113 99V100H112ZM124 99V98H123ZM136 100L135 102L133 101V100ZM189 99H190V101H189ZM214 99H215V101H214ZM218 99V101H220L221 102V99H223V102H221L223 105H224V107L225 108H227V106H231V107H236V108H230V110L229 111H231L232 109H237V107H239V106H242L243 107V109H244V111H242V112H240L241 111V108L239 107L238 109H237V112H235L236 110H234V111H231V112H233L232 114L231 113H229V111L227 112V110H226V112H225V114L223 113V111L222 110H225V108L223 109V107H221L220 106V108L219 107H212V105L214 104V106H217L216 105V103H218V104H220L218 101H216ZM233 99V98H232ZM260 99V100H259ZM18 100V101H17ZM37 100V102H39ZM73 100H74V102H75V104H74V102H73ZM83 100V101H82ZM87 100H88V102L90 103H92V104H89V105H86V104H88L87 103ZM109 100H111V101H109ZM134 102H132V101ZM170 100H172L173 101V103H171V101ZM234 100V101H235ZM255 100V99H254ZM6 103H5V102ZM47 101V102H46ZM62 101V102H61ZM81 101V102H80ZM118 101V102H117ZM150 102V103H152V105L150 104V103H148V102ZM195 101V102H194ZM216 102V103H214V102ZM235 101V102H236ZM24 102H25V104H24ZM27 102H28V104H27ZM65 102V103H64ZM71 102V103H70ZM81 103V105H84V106H86L85 108H84V106L83 107H80L81 105H79V103ZM112 102H113V104H112ZM130 102V103H129ZM133 104H132V103ZM138 102V103H137ZM154 102H157V103H154ZM162 102V103H161ZM183 102V103H182ZM226 102V103H225ZM252 103V105L256 108V106H257V115L255 114V112L256 111H252L254 108H253V106H251L250 105V108L249 107H247V105L249 106V104L250 103ZM10 105H9V104ZM13 103V105H15L14 107H13V105H11ZM64 103V104H63ZM70 103V104H69ZM76 103H78V108H76L77 106H76ZM121 103V104H120ZM128 103V104H127ZM177 103V102H176ZM186 103V102H185ZM184 103V104H185ZM194 103H196V105L194 104ZM228 103V105H226ZM234 103V102H233ZM232 103V101H231V103L230 104H233ZM258 103V102H257ZM109 104V105H108ZM178 104H176V106H178ZM191 104H193V105H191ZM221 104V105H222ZM255 104H256V106H255ZM5 105H7V106H5ZM9 105V106H8ZM22 105H25L26 106V108L28 107V106H30V107H28L27 109L24 107V106H22ZM61 105H63V106H61ZM113 105V106H112ZM115 105V106H114ZM205 105V106H204ZM208 105V106H207ZM244 105H246V106H244ZM2 106V107H1ZM19 106V105H18ZM87 106H88V108H87ZM103 106H104V108H103ZM111 106L112 107H115V108H118V109H116L115 110V108H114V111H113V113H112V111H110V110H112L113 108H111ZM117 106V107H116ZM183 106H185V105H183ZM24 107V108H23ZM60 107H61V109H60ZM80 107V108H79ZM95 107H97V108H95ZM205 107V108H204ZM209 107H212L213 109H208ZM228 107V108H229ZM245 107V108H244ZM248 109H247V108ZM251 107H252V109H251ZM258 107H260V108H258ZM15 108V109H14ZM23 108V109H22ZM92 108V109H91ZM95 108V109H94ZM109 108H110V110H109ZM128 108V109H129ZM193 108V107H192ZM220 109V110H218V109ZM16 109V110H17ZM46 110L47 109H49V107H46L45 108ZM67 109V108H66ZM98 109L100 110V111H98ZM106 109V110H105ZM215 109V110H214ZM248 110V112H247V110ZM249 109H251V111L250 112H253L252 114L249 112ZM258 109H259V111H258ZM68 110V111H69ZM90 110V111H89ZM117 110H118V112H117ZM212 110H214L213 112H212ZM261 110V111H260ZM24 111H25V113H24ZM64 111H66V110H64ZM80 110H78L77 112H79ZM82 111V110H81ZM198 111H199V109H198ZM199 111V112H200ZM205 111V112H204ZM208 111V112H207ZM211 111V112H210ZM216 111V112H215ZM219 111H220V113H222V117H223V119H222V117H221V115H220V113H219ZM222 111V112H221ZM238 111L240 112V113H238ZM245 111L247 112V114L248 115H246L245 114ZM27 112V113H26ZM67 112V111H66ZM70 112H71V110H70ZM4 113V111H3V113H0V114H5ZM61 113V112H60ZM60 113H59V116H61L60 115ZM65 113V112H64ZM64 113H62V114H64ZM87 113V114H86ZM206 113H208V114H206ZM214 114L213 115V119H212V116H210V114ZM219 113V114H218ZM244 114L243 115V117H242V115H240V116H238L239 114ZM97 114V115H96ZM112 114H113V117H112ZM203 114H201V112H200V118H201V115L203 116ZM218 116H217V115ZM235 114V116H233ZM253 114H255V115H253ZM31 115V114H30ZM100 115V116H99ZM208 115L210 116V119L208 118ZM225 115V116H224ZM228 115V116H227ZM250 115H252V117L250 116ZM78 116V118H75V117H77ZM88 116H90V118L88 119L87 117ZM214 116H217V117H220V119H222L223 121H220V119H218L217 121L215 120L214 121ZM230 116H231V118H232V120H231V118H230ZM233 116V117H232ZM245 116H247V117H250V118H244ZM253 116L255 117V118H253ZM20 117V118H21ZM205 117L203 118V119H205ZM227 117V118H226ZM1 118H2V116H1ZM9 118V117H8ZM59 118V119H60ZM201 118V120L200 121H202L203 119ZM224 118H225V120H224ZM228 118H230V119H228ZM242 118V119H241ZM253 118V119H252ZM260 119L259 120H264V118H262V117H259ZM3 119H6V117H4ZM12 119H13V116H12ZM10 120L11 122L10 123H12V121H14V120ZM60 119V121H62ZM73 119V120H72ZM104 119V120H105ZM206 119V120H207ZM212 119V120H211ZM68 120V119H67ZM68 120V121H69ZM107 120V119H106ZM230 120V121H229ZM253 120V121H254ZM16 121V120H15ZM88 121H91L90 123L88 122ZM196 121H198V119L196 120ZM225 121V122H224ZM79 122V121H78ZM82 122V121H81ZM89 124H88V123ZM202 122H207V121H202ZM217 122V123H218ZM10 123H9V126L11 127L12 125H10ZM14 123V122H13ZM62 123V122H61ZM63 123H62V125H63ZM80 123V122H79ZM87 125H86V124ZM9 126H8V128H9ZM90 127V128H89ZM83 128H86V129H84V130H86L85 132L86 133H88V129H90V133H91V131H92V129L93 130H97L98 131V134H101V132H102V130H103V132L104 133H106L107 135H103L104 133L102 132V135L100 136V135H98V134H96L97 133V131L96 132H94L95 134H96V137L94 136L93 137V135H92V137L93 138H96V139H94V141L93 140H91L90 138H92V137H90V136H87L86 135V133L85 134H82L81 135V133H82V130H83ZM74 129V130H73ZM73 130V131H72ZM101 132H100V131ZM113 131V133H115L116 132V139L114 140L113 138V135H115V134H113L112 133V131ZM150 130V129H149ZM79 131H81V132H79ZM149 132V131H148ZM83 133H84V131H83ZM118 133H120V137L118 136L119 134ZM147 133V132H146ZM113 134V135H112ZM118 134V135H117ZM135 134H138V136H136V137H139L140 135H139V133H135ZM67 135V136H66ZM80 135H81V137H80ZM97 135H98V137H100V138H97ZM155 135V137H158L157 135L158 134H154ZM73 136V137H72ZM82 136H85L86 137V139L88 138V137H90L89 139L92 141H90L91 142V144H90V147H88V146H85L87 143H88V140H87V143L85 142L86 141V139H85V137H82ZM104 136H109L108 137V142H107V146L104 144L105 142V140L107 139V138H104ZM185 136V135H184ZM183 136V138L185 139L187 136H185L184 137ZM113 137V138H112ZM117 137H118V139H117ZM154 137V138H155ZM173 137V136H172ZM171 136L170 137H168V143L167 144H170V142H169V140L171 141V138H172ZM174 137H176V136H174ZM193 137V138H192ZM195 137H196V139H195ZM65 138H67L68 140H66ZM71 138H72V141H71ZM77 138H80V139H78V140H75V139H77ZM84 140L85 139V141H83L82 139ZM105 140H104V139ZM110 138H112V139H110ZM152 138V139H151ZM151 138H148V140H149V142L147 141V143L145 142V141H141V140H137V141H139V142H137V143H139V144H137V145H141L142 147L141 148H143V145L146 143L147 145H148V148H149V150H150V142H151V145L153 144H155V143H157L156 141H158V139L156 138L155 140L156 141H154L153 139V136L151 137ZM177 138H180L179 136L178 137H176V139ZM183 138H181V139H177L176 140V142H179V141H183V146H185L186 147V145L188 144V142H189V145L190 146H188V147H191V145L193 146V147H195V148H198L197 146L201 143L202 144V142L203 141H201V142H198L197 140V136H191L190 138L191 139H195L194 141H192L191 139H190V141H188L189 139H188V137L186 138L187 139V141L188 142H186V143H184V141L185 140H183ZM74 139V140H73ZM98 139H99V143H101L100 141H101V139H102V145L101 144H99L98 143ZM109 139L111 140V142L109 141ZM123 139V140H122ZM66 140V141H65ZM70 140V141H69ZM117 140V141H116ZM126 140V142H127V139H125ZM147 140V139H146ZM154 141V143H153V141ZM163 140H165V141H163ZM163 140H161V141H163L165 144H163L161 141H160V138H159V141H158V144H163V145H166V142H167V140L166 139H163ZM63 141V140H62ZM68 141V142H67ZM74 141H75V143L77 142V144L76 145H80V144H82L83 143V145H84V143H85V145H84V147L83 146H81L80 145V147H81V150H79L78 151V147H77V151L75 152L74 150L76 149H74V147H76V146H74L73 147V145H75V143H74ZM79 141H82L81 143H79ZM112 141L114 142L115 141V145H114V143H112ZM119 141V142H118ZM192 141V142H191ZM63 142V143H64ZM89 142V143H90ZM99 144H97V143ZM124 142V141H123ZM126 142H124L123 144H121V145H123L124 146V144L126 143ZM133 142H136L135 140L133 141ZM132 142V143H133ZM161 142V143H160ZM173 142H175V140H174V138H172V142L171 143H173ZM61 143V142H60ZM71 144V146L73 147H69V145ZM72 143H74V144H72ZM96 143V145L95 146H97V147H94V144ZM110 143H112L111 145L112 146H110L109 144ZM128 143V145L130 144L131 145V143H129V141L127 142ZM142 143H143V145H142ZM191 143V144H190ZM198 144V145H196V144ZM69 144V145H68ZM134 145H135V143H133ZM132 144V145H133ZM146 144L144 145V147L146 146ZM178 144V143H177ZM176 143H173V146H176L177 145ZM181 143H179V145H182ZM185 144V145H184ZM201 144H200V147H205V146H207V144L205 143L204 144V142H203V144L205 145H203L202 144V146H201ZM60 145H62V144H59V147H60ZM89 145V144H88ZM91 145H93V147L91 146ZM102 146V148L101 149H98V148H100V147H98V146ZM103 145H105V146H103ZM117 145V146H116ZM127 145V146H128ZM131 145V146H132ZM155 145H157V144H155ZM172 145V144H171ZM130 146V148H132ZM67 147H69V148H67ZM79 147V148H80ZM86 147H88V149L86 148ZM93 149H92V148ZM137 147V148H136ZM134 146L133 148L134 149H140V147L139 146ZM152 147V146H151ZM193 147H191V148H193ZM72 148V149H71ZM82 148H84V150L86 149L88 152L89 151H91V153L93 154V153H95V154H91V157H89V154L87 155V154H85V153H87V151L85 152ZM108 148H107V150H108ZM60 149V148H59ZM58 149V150H59ZM67 149H71V151H68ZM74 149V150H73ZM96 151H95V150ZM67 150V151H66ZM106 149H104L103 151H105ZM84 151V152H83ZM92 151H94V152H92ZM102 151V152H103ZM67 152H71L72 153V155H71V153H70V156L69 155H67L68 153ZM73 152H74V154H77L78 152V154L79 155H74L73 154ZM109 152V153H110ZM113 152H111L110 153V155L111 154H113L114 155V153ZM83 153V154H82ZM105 153L106 154H108L106 151H105ZM66 156H65V155ZM85 154V156L87 157H85V156H83ZM73 155H74V159L76 160V163H78V164H76L75 163V165H74V162H75V160H74V162H72L73 161V158H72V160H70L69 161V159H70V157L72 156L73 157ZM82 155V156H81ZM97 155V154H96ZM54 156H56L55 154H54ZM49 157H51V159L52 160H54V157H52V156H49ZM69 157V158H68ZM79 157H85L87 160H85V159H81V158H79ZM47 158V159H46ZM45 158V163L43 164L44 165V171L43 172H45L46 171V169H49L50 167L48 166L49 164L51 165V162L50 161H52L51 159H49L48 157H46ZM67 160H65V159ZM76 158H79V159H76ZM90 158V159H89ZM58 159H60V160H58ZM50 160V161H49ZM77 160H78V162H77ZM47 161H49L48 162V164H47ZM59 161V162H58ZM53 162H55V161H53ZM69 162V163H68ZM71 163V164H70ZM60 164H57V165H60ZM65 164H66V166L68 165V164H70L69 166L71 167V170H67V169H69V167H67V168H65L66 166H65ZM74 165V166H73ZM79 167H78V166ZM47 166L49 167V168H47ZM61 166V165H60ZM65 166V167H64ZM64 169H65V171H64ZM69 171V172H67V171ZM62 172V173H63ZM70 172V173H71ZM75 172H78V171H75ZM46 173V172H45ZM42 174V173H41ZM11 175H13V177L11 176ZM23 173H17V174H13V173H11L10 175H9V177L11 176L12 177V179L10 178L9 180H7L6 182H3L2 183V181H1V183H0V198H3L4 200H7L8 198L10 199L9 201H11L10 203H5L4 205H5V207H6V205H9L8 207H4V209H3V207L1 208L2 210H1V212H0V214H1V216H2V220H1V222H3V223H5L8 227L9 226H14L15 227V224L18 222H21L22 220H24L25 218H28V219H30L31 218V214H34V212L36 213V215L34 214L33 216H34V220L35 219H41L42 220V225H43V227H45V228H47V229H49L48 231L46 230L45 232H47V233H45L44 234V236L47 238V236L48 235H51V237L52 238H50V240H51V242H52V244L50 245V249H48V250H46L45 251V257H48V259L49 258H51V259H49L52 263H54V264H59L61 261H59L60 260V258H59V256L57 255L58 253H59V250H58V248L56 249V246H57V243L59 242V241H57V243H56V240L58 239V240H65V238L63 239V238H61V236H62V232H61V230H64V227L65 228H67L66 227V225L65 224H61V221H60V219H56V221H55V219L54 218H48V219H43V218H45L43 215L45 214L44 212L46 211L47 212V209H49V208H52L54 205H55V200L57 201V203H59V197H61V198H63L62 200H60V205L59 206H56L55 205V207H59V209H60V207H61V210L62 209H64V211H71V206L73 207L74 205H75V203L72 205L71 204V202H68L67 201V195H68V191H70L71 192V190H70V188H65V186L63 185L62 186V189L65 191H63L62 189H55L54 191L57 193H55L54 194V191H53V188L52 189H50V192L49 193H47V194H49V195H51V193L55 196L56 195V198H53V196L51 195L48 199L49 200H47V201H45L46 200V197H44V198H42V199H44V200H42L40 197V199H41V202H40V200L38 199V200H36V201H38L37 203H36V205H33L32 203H30V204H32V206L31 205H29V206H31V207H29V212H30V209H31V214H28L27 213V209H25V212L28 214H24V212H22L23 211V208H22V203L21 202H19V201H21V200H19L20 198H22L23 196H17V195H22V193H24V191H22L23 190V187L24 186H21V187H19L18 186V182L17 181H19V180H23V179H26V175L23 177ZM17 182V183H16ZM64 182V181H63ZM7 183V184H6ZM65 183V182H64ZM64 183H62V181H61V183H60V185L61 184H64ZM13 184V185H12ZM66 184V183H65ZM61 188V186H58L57 185V187L56 188ZM64 187V188H63ZM43 188V189H42ZM42 188H39V189H42V190H39V192H41V191H43L44 193H45V191L44 190H47V189H44L45 187H42ZM51 190H52V192H51ZM60 190H62V192H60L59 194L61 195H59V197L57 196L58 195V192L57 191H60ZM22 191V192H21ZM48 191V190H47ZM68 193H67V192ZM5 192V193H4ZM21 192V193H20ZM37 192V191H36ZM38 192V193H39ZM42 192V194L44 195V193ZM46 193H45V195H46ZM64 193V194H63ZM72 193V192H71ZM40 194V193H39ZM39 194H37L36 195V193L34 192V196L36 195V196H40ZM41 194V197H43V195ZM65 194H66V197H64L65 196ZM6 195H7V197H6ZM48 195V196H49ZM64 195V196H63ZM69 195H70V193H69ZM35 196V198H38V197H36ZM13 197V199H11ZM20 197V198H19ZM33 197V196H32ZM31 197V198H32ZM58 197V198H57ZM15 198H17V200L15 199ZM50 198H52L51 199V201H50ZM33 199V198H32ZM12 200H15V201H17V205H19V203H21V205H19L18 207H16L17 205H16V202H12ZM65 200V201H64ZM28 201H29V199H28ZM27 200H26V202L24 201L23 202V200H22V202H23V205H24V203H27L28 202ZM30 201H31V199H30ZM29 201V202H30ZM34 201H35V199H34ZM44 201V202H43ZM53 201V202H52ZM62 201V202H61ZM19 202V203H18ZM50 202H51V204H50ZM34 203V202H33ZM11 204V205H10ZM47 204V205H46ZM48 204H50V205H48ZM50 206V207H49ZM63 206H65V207H63ZM68 206V207H67ZM16 207V208H15ZM21 207V208H20ZM24 207V206H23ZM26 207H27V204H26ZM25 207V208H26ZM38 207H39V209H38ZM48 207V208H47ZM69 207H70V209H69ZM32 208H33V210H34V208L36 209L35 211H33L32 210ZM17 209H22V211L19 213L18 211H16ZM45 209V210H44ZM40 210V211H39ZM44 211V212H43ZM5 212V213H4ZM44 214H43V213ZM2 213H4V215L2 214ZM43 215H42V214ZM20 214V215H19ZM30 215V216H29ZM40 215V216H39ZM41 215L43 216V218H41ZM7 216V217H6ZM20 217V218H18V217ZM29 216V217H28ZM37 218H36V217ZM21 217H24V218H22L21 219ZM56 218V217H55ZM58 218V217H57ZM19 219H21V220H19ZM17 221V222H16ZM32 221H33V219H32ZM36 221V220H35ZM0 222V223H1ZM16 222V223H15ZM23 222V221H22ZM15 223V224H14ZM21 224V223H20ZM20 224H18L19 225V227H20ZM47 224H49V225H47ZM46 225L47 226H49V227H46ZM32 226H33V224L31 225V223L29 224V226H27L28 227V229L31 227L32 228ZM55 226V227H54ZM255 226H257V225H255ZM16 227H17V224H16ZM15 227V228H16ZM57 227V228H56ZM60 227V228H59ZM62 227V228H61ZM44 228V229H45ZM51 228V229H50ZM59 228V229H58ZM19 230H21V228L19 229ZM18 227H17V229H16V233H18ZM22 230H23V228H22ZM24 230H27V228H24ZM23 230V231H24ZM33 232L32 231V229H29V231L28 232H26V233H29V232ZM66 231H67V229H66ZM66 231H64V232H66ZM57 232V233H56ZM21 233H23L22 231H21ZM44 233V232H43ZM58 233H60V235L58 234ZM33 234V233H32ZM0 235L2 236V232L0 231ZM60 236V237H59ZM34 237V236H33ZM44 237V238H45ZM59 237V238H58ZM18 238L20 239V240H18ZM18 238H16V242H18L19 243V241L21 242V237H18ZM46 238H45V240H46ZM61 238V239H60ZM67 239V238H66ZM262 239H264V238H262ZM261 239V240H262ZM67 241H69L70 242V240H68L67 239ZM66 241V243H67V245H68V243L69 242H67ZM262 241H264V240H262ZM261 241V242H262ZM257 243V242H256ZM255 243V246H257V244ZM1 244V243H0ZM2 245V244H1ZM259 243H258V246H257V248L259 247ZM2 246H0V248H1ZM261 249H262V247H260ZM260 248H258V249H260ZM58 251V253L55 251ZM35 250H36V248H35ZM42 250V248H38L37 249V251H41ZM1 251V250H0ZM53 251H54V253H53ZM57 253V254H56ZM54 254V255H53ZM55 254L58 256H55ZM250 254H252V253H250ZM9 255V254H8ZM7 255V256H8ZM47 255V256H46ZM256 255V254H255ZM254 254H253V256H252V258L255 256ZM51 256V257H50ZM251 256H249V257H251ZM257 256V257H256ZM254 258H253V261L251 262L250 261V259H248V257H247V259H248V264H259V261L261 260V258H264V256H259V255H256ZM54 257H57V258H54ZM63 257V256H62ZM74 259H75V261H74V259L72 260V261H74L73 262V264H80L79 262H81V261H78V259H76V258H78V257H73ZM255 258H256V260H255ZM80 259H82L83 261L82 262H84L85 260L86 261H88V262H85V263H83V264H88L89 263V261L91 262L93 259L92 258H90L89 259V257H87V258H79V260ZM89 259V260H88ZM97 258H95V260H96ZM246 259V260H247ZM260 259V260H259ZM223 260L225 261L226 259L225 258H223ZM252 260V259H251ZM58 263H57V262ZM78 261V262H77ZM97 261V260H96ZM96 261H94L93 260V262H92V264H95L96 263ZM246 262V261H245ZM250 262V263H249ZM72 263V262H71ZM246 263V264H247ZM262 263H264V262H262ZM261 263V264H262ZM89 264H91V263H89ZM184 264V263H183ZM245 264V263H244Z\"/></svg>",
    "mask_w": 264,
    "mask_h": 264
},
{
    "label": "crops",
    "instance_id": "3",
    "mask_svg": "<svg viewBox=\"0 0 264 264\" xmlns=\"http://www.w3.org/2000/svg\"><path fill=\"white\" fill-rule=\"evenodd\" d=\"M261 24H264V16H262V18L259 21Z\"/></svg>",
    "mask_w": 264,
    "mask_h": 264
}]
</instances>
